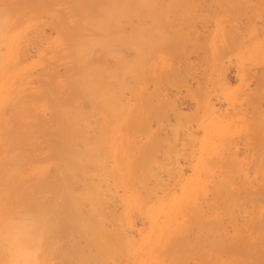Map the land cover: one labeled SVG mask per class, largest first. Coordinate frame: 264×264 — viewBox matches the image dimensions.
Segmentation results:
<instances>
[{"label":"rangeland","instance_id":"374dc122","mask_svg":"<svg viewBox=\"0 0 264 264\" xmlns=\"http://www.w3.org/2000/svg\"><path fill=\"white\" fill-rule=\"evenodd\" d=\"M13 1L14 0H12V1H10V0H7V1L6 0H0V5L2 4L1 6L3 7V4L4 3H7V5L10 4L12 6H16L14 4H18L22 0H15L16 3H12L11 4V2H13ZM49 1H51V2L50 3H47L46 6H48L50 4L51 8L53 7L52 9H54L53 11H51L52 9L51 10L49 9L50 6L48 7V10H46L47 9V8H45L46 6L44 8H40V9H44L46 12L48 11L47 14H43L44 10L42 12H40V10H39V12H37V10L35 12H33L32 10L29 12V10H28L26 12L27 13L29 12V15L26 12L25 13L22 12L23 13V16L25 14L28 15V18H27V16H25V18H26V19L24 18L25 20L24 19H21L23 21H21V20H19L20 22L19 21H17V22L14 21V23H13V20H11L8 23L9 27H7L8 28L7 32H8V35H10V38L9 37L7 39L6 38H3L2 44L0 42V44L2 45V46L0 45V47H1V52H0L1 55H0V58H2L1 60L4 62V63L3 62H0V112L3 109V106H5L8 98L10 97V93H11L10 91L11 90L15 89V91L13 90V95L14 96L12 95L15 99L19 98L20 95H22V94H25V93L27 94V92H25L27 90L29 92V95L28 96H31L33 93L31 95H30V93L37 91L39 88H41V89L42 88L43 89L45 88L47 90L48 87L46 88L45 85L48 86L49 83H51L50 84L51 86H53V85L55 86V84H56L55 81H57L59 79L58 81L59 82L61 81V83L56 84V86L57 85H60L57 88H59V90L62 89V91H63V89H65V87H63V86H66V89H67V90H65V92L62 93L61 90L59 91L57 89L59 91L58 92L55 89V87L54 88L52 87L53 89H55V91H57L59 93V95L66 93L65 95L68 96V99H69V96H70V99H71L70 100V102H71L70 104H72V103H74V104L75 103H78L76 105H79L80 104L78 107L81 109L80 110L81 112H83V109H85L84 110L85 112H89V110H90V111H92V114H95L94 113L95 111L93 109H91V106L92 105H90V103L89 104L87 103L88 101L83 96V94L80 92L81 95H79V92L77 91L78 89H75V88L72 89V87H71L70 88V91L72 92V95H73L72 96L70 94L71 92L68 90L69 87H68V85L66 83L67 82V78H68L67 77L68 76L67 72L68 73L72 72L70 70H72L73 67L75 66V65L74 66L72 65V64H74V58H73V55L71 53L69 54V51H70V49L68 47L69 46V41H67V38L65 40V36H63L64 34L61 32V30L59 29V27H56V25L58 26V24H56V23H58L59 20H61V19H63V18L66 17V20L69 19L68 20V23L69 24L66 23V25L68 24V27H70L69 26L70 23H71V25H73L72 23L77 19V17L75 18V14L76 13H71V12L72 11L75 12L74 11L75 9L72 7L70 0H66V1L65 0H60V1L59 0H49ZM156 1H157V3L159 2L163 8H161V6L158 3L157 5H159L160 10L159 9L157 10L156 8L153 9V10H151L152 12L154 10H156L155 12H157V13H155V12L152 13L151 12L152 14H154V13L157 14L156 17L158 16V14H160V17L158 16V18H160L161 20L160 21L157 20L156 22H158V23L157 24L155 23V25L157 26L158 24L163 23L162 20H164V19H162V15L161 14L162 13L163 14L164 13H167V15L164 14L163 16L164 17H167V20L169 18V20L170 21H173V22H168L167 20H165V22L167 24H164L163 23L164 25L162 24L161 25V28L163 30H164V28H166L165 29L166 32L164 31L165 33H170L171 31L169 30V28L170 29L172 28V32L171 33L176 34V32L179 29L176 31V29H174V27H176V28H178V27L179 28H182L183 27V29H180V32L181 33L178 31L181 35H179V37H178L177 35H173V34L170 33L171 35H173V37H172L169 34H165V37L167 38L166 40L169 39L167 42H166V40H164L165 39V37L163 36L164 34H161V33H160V35L164 39H161V36L159 35L160 38L158 40L161 39V41H163V42H161V41L159 42L158 40H156L158 38V32L156 34L157 35L156 36L157 38L156 37L154 38V35L156 33L154 30L152 31V32H154L153 37L150 34L147 35L148 38H150V40H152L153 42L154 41H155V43L156 42L157 43L159 42L158 43L159 44L158 49H157V46H155L156 48L154 46H153L154 48L152 47L154 49V50L151 49L152 52H153V54H152L151 50L147 49L148 47L146 48L147 49V52L144 53V55L145 54H149V55L152 54V55L150 57H147V59L145 57H144L145 59L143 58V61H145V63H142V60L140 59L141 60L140 61V64L141 65L144 64L143 66H145V67L147 66L145 68L147 71L144 70L143 66H140V64H139V68H138L137 71H139V70L141 71V69H142V71L141 72L139 71L137 77H139V74L142 75L141 77H139L137 80H136L137 77L134 78L137 75V71H136V75L133 74V77L132 76H129V75H126L128 78L126 76L125 77L127 79H129V81L127 80L128 83L129 84L131 83L132 86L131 85L127 86L128 83L126 84L125 83L126 81L121 82L119 79H118V81H120L121 83L118 82L117 79H115L116 82H113L112 81L113 82V85L115 83L117 84V82L119 83L118 85H120L119 86L120 88H118V85H116V84H115L116 85L115 86L116 88L113 86V88L115 90L114 92H116V95L115 96H117V98L114 97L115 100L116 99L119 100L120 96H121V98H120L119 101L122 100V102L116 101V102H118V104H116V102H115V105H118L119 106V107L116 106V108L118 107V110H119V113L118 112L116 113V116H118V117L115 118V116H112L114 118L111 119V117H109V115H108L107 112H105L102 109L101 110L98 109L97 110L98 113L99 112L100 113L101 112L102 113L105 112L103 114H105L106 120L108 118L107 121H109V120L110 121L109 122H106V120L104 119V115H102V113L100 114L102 116L99 117L100 115H98L97 118H96V114L93 115V117H92V114H91L87 118V121H86L87 124L89 122V124L87 126V128L89 127V130L86 129L87 130L86 131L87 135H89L91 137L92 136L93 137H96V136H98V135H100L102 133L105 134V137H103V136L101 137L103 139V140H101L102 143H103L104 140L106 141V142L104 141L105 142V146H104V143L102 145H100L101 144L100 143L99 146H101V147L97 148L98 150L100 149L99 150L100 152H98V150H97V153H98V155L100 157L101 156H105L106 157L108 155V157H106V159L104 157H103V160H102V158L101 159L99 158L100 160L98 161L97 165L94 166V167H96V166H98L100 164L101 167H102L103 165H106L105 166L106 168H104V166L102 168L100 167V165L98 166V167L101 168V171L98 170L101 173H99V172L96 173V170H95V173H94V170L92 171L93 168H91L92 167L91 165H90L91 170H89L90 169L89 166L87 168L85 167V170L87 169L86 170L87 173H89L88 170L91 172V174L89 173V176L88 177H90L91 175H93V176H91L92 179H93V181L95 180L94 174L95 175L96 174H99V176L97 175L99 177V179H101L100 177H102V176H105V177L107 175L109 176V178H108V176L106 177L108 180L106 178L104 179V180H106V182L104 180L103 181H104V184H109L110 183V186L111 187L109 185H106V187L108 186V188L111 189V192H110V190L107 191L106 189H108V188H106L105 186H103L104 185L102 183L103 181L100 183V185L103 186L101 189H103L105 187L106 192H104L105 190H100V189H97V191H99V190H100L99 192H102L103 191L104 197H106V195L109 194V193H111V195L109 194L110 195L109 196V200H108V195L105 198V199L108 200V202L106 201L107 204L105 203L106 204L105 205V204H102L103 202H105V201L102 202V200H105L104 197L102 196L101 193H97L98 196L101 195V196H99L101 202L100 201H99L100 203L98 202L99 204H97V207L96 208L98 210V207L101 205L100 207H102V208L99 207V210L98 211L99 212H100V210H103V211L101 213H98L97 210L96 211H97L98 214H100L102 216L105 215L104 218H107V219H109V217H108L109 215L107 213L108 212L111 213V211H108L106 213V210H108V209L109 210H112V212H113L112 216L113 215L116 216L114 213H116V214L118 213L119 214V212H120L121 215H119V217L120 216L121 217L124 216V217H122V219L120 220L121 221V224H120L119 223L120 221L118 222V221L115 220L116 217H118V215L115 217V219H114V216H113V220L111 218L112 216L110 215L111 217H110L109 220H112V222L108 221L107 219H106L105 222H102V220L104 218L101 219L102 216H100L101 218H99L98 217V214L95 213L96 211L94 212V215H96L101 220L102 223L101 222H99V223L101 224V227L102 228L105 225L108 226V227L105 226V228H107V230L110 229L109 226H113L112 224L114 222L116 223V224L114 223L115 225H117V222H118L117 227L115 225L113 227V228L116 227V230L117 229L118 230L117 231L114 230L115 233L114 234H111V235L116 236V239L119 238L120 236H122L124 239L122 237H120L119 240L118 239H117V241L114 240L115 237H113V236L111 237L109 231H108V234H106L107 231L104 228L105 230H103V231H105V232L101 231L102 232L101 233V236L104 239H106V238L107 239L108 238L110 239L111 238V243H113L112 244V247L110 245L111 244L110 242H108V245H109V247H111L110 248L111 249L110 254H112V252H113V254L110 257H108L110 254L107 255V258L104 257L105 260L102 261V259H103L102 257H101V260L99 259L100 257H97V259H95V256H97V255H95L96 253H93V252L96 250V246H95V249H92L94 251L93 252H90V250H91L90 248L94 247L95 244H92L93 242H90L89 236L86 237L85 234H83L85 236V238H84V236H83V238H81L80 235H82L81 234L82 232L79 234V231H80L79 227L77 228L79 230L76 231V233H75L76 227H75V230H72L74 228L71 227V228H68L69 230L67 229L65 231H62V233H65L66 232L68 234H65L66 237L64 236L63 239L62 238L59 239L58 240L59 242L58 243L56 242L57 244L54 243L56 245L53 244L54 245L53 246L54 251L56 249L59 251V249H60V252H63L65 250H69V251L73 252V254H72L73 258L70 259L71 261L68 259L70 264H84L86 261H83V259H81L82 257L84 258L83 255L80 256L81 254H84L85 255V258H86V256H90L91 257V255H93V256L95 255L94 258H92V261L95 260L96 263H97V261H102L101 264H170V263L172 264V263H174L173 261L175 259V257H173L174 253H178V256L176 255L177 256V260L175 259V261H178L179 264H181V263L182 264H253L254 263L253 258H255V263L254 264H261V263L264 262L263 261L264 260L263 259L264 258V255H263L264 254V242H263L264 235H262L263 232H264V230L261 229V228H259V227L262 224V228H264L263 227L264 222L261 223L263 217H262V219L260 217V214L264 213V208H262V206H261V207H259V209L258 208L256 209V207H257L256 205H258L262 201L264 202V200H263L264 199V197H263L264 194H261V192L260 193L258 192V194H260V195L256 194L257 192L254 193L255 194V197H253V198L255 200L257 199V201H258V202L255 201L256 203L254 201L251 202L250 200H252V199H250V200L246 199V195L245 194L249 195V196H247V198H249L251 194H252L251 196H254L253 192H255V190L253 191L252 189H254L255 186L258 184L256 186V191H259L257 189V187H259L260 183H261L260 189H262L263 188V185H264V183H262V182H264L263 181V178H264L263 177V175H264V170H263L264 169V163H262V161L264 162V160H263L264 159L263 158V156H264V146H263V144L264 143L262 142L263 139H264V134L262 133V132H264L263 131V128H264V125H263L264 124V122H263L264 121V110L262 111V109H261L262 106H263L262 108L264 109V104H263L264 103L263 102L264 100L262 101V99H264V97H262V96H264V94H263L264 93V87H263L264 86V78L263 77H260L259 78L260 81H259V79H257L259 77V75L260 76H262V75L264 76V0H258L259 2H257V0H250L251 2L249 0H247V1L245 0V3L246 4L244 3V0H242V2H243L242 5L240 4V3H242L241 0H239V1L238 0H235V1H233V0H230V1L227 0L228 3H227L226 0H224L226 2H223V0H196V1L195 0H188V1L187 0H185V1L184 0H176V1L175 0H169V1L166 0V4H165V2L162 3L165 0H160V1L155 0V2ZM191 1H193V2L191 4H188ZM100 2L98 3L99 5L97 4V6H99V7L100 6L101 7L105 6L102 2L101 3ZM181 2H182V4H181ZM184 2L186 3V8H185V5H184L185 4ZM234 2H236L237 5L234 4ZM260 2H261V5H259ZM68 3H70V4H68ZM151 3H152V0H151ZM194 3H195V5H194ZM249 3H250L251 6L249 5ZM101 4H103V6ZM154 4H156V3H152L151 5H154ZM167 4H168V6H167ZM180 4L182 5V8H181V5ZM151 5H149L150 8H153ZM177 5L180 6V7H178ZM229 5H231V6H229ZM238 5L241 6V7H240L239 10H236L238 8H235L234 6L239 7ZM243 5H245L246 7L245 6L244 7L247 8L248 10L247 9H244L243 8ZM97 6H94V8H96ZM166 6L168 8H166ZM191 6L194 9L191 10V8H190ZM228 6L229 7H232V8L234 7L235 9H232L231 8L232 9L231 10V9H229ZM248 6L250 7V9H249ZM101 7H100V9H101ZM155 7H157V6H155ZM150 8L148 7L147 9L150 10ZM178 8H180V9H178ZM188 8H190V9L188 10ZM67 9H68V11H66ZM69 9H70V11H69ZM142 9H141V11H139V13H142L143 12ZM177 9L180 12H178ZM253 9L254 10L256 9L255 10L256 12L255 11H252ZM60 10L62 12L65 11L64 14H62V12ZM96 10H97V12L99 11L98 10V7H97ZM161 10H163V11H161ZM164 10H165V12H164ZM183 10L184 11L185 10L187 11V12L185 11L186 14L182 13ZM199 10L203 11L204 13L203 12H200ZM243 10H244V12H243ZM57 11H59V12H57ZM174 11L175 12H178V15L181 16V19H183V20H181L178 17V15L175 16L177 13L173 14ZM190 11H192V12L190 13ZM233 11H235L234 13L236 14V16L233 13ZM246 11H248V14H247ZM196 12H200V13H196ZM147 13H146V16H144V17H142L141 14H140V16L142 17L141 20L139 19L140 16L137 17L140 21H138V20L136 21L135 20L136 18H135L134 20L137 23L134 22V24L135 23H136V25L141 24V21L144 22V20H145V22H146V20L148 22V18H150L149 15H152V14L149 13L147 15ZM170 13H172L174 16L173 15L170 16L169 15ZM179 13H181L182 15H185L183 17H186V19H188V20H186L185 18H182V15L179 14ZM205 13H207V14H205ZM241 13H243V14H241ZM244 13H246V14H244ZM40 14H41V16H40ZM67 14H68V16H67ZM143 14H145V13H143ZM189 14H191V15H189ZM250 14H251V16H249ZM56 15H58V16H56ZM63 15H66V16H63ZM245 15H246V17H249V20H247V18L245 17ZM34 16H36V17L39 16L40 18L39 17L36 18ZM53 16L55 18H53ZM200 16H201L202 19L200 18ZM203 16H205L207 19L206 18H203ZM240 16H242V17H240ZM58 17H60V18H58ZM151 17H153V16H151ZM172 18H175V19L172 20ZM223 18H224V21H223ZM203 19H204V21H203ZM243 19H245V21ZM55 20H56V22H55ZM151 20L153 21V19H151ZM151 20H149V21H151ZM179 20L181 22L183 21L185 23H188V22H191V23H188L189 24L188 25V24H185L183 22L181 23ZM193 21H194V23H193ZM145 22H144V24H145ZM123 23H125V25L123 24L125 26V28H127V27L129 28V26H127L128 25L127 24L128 22L126 23V22L123 21ZM152 24H154V22ZM172 24L173 25L175 24V25L172 26ZM191 24L193 26L195 25L194 26L195 29H194V27ZM230 24H231V26H230ZM233 24H235V25H233ZM149 25H150V23H149ZM149 25L146 24V26L144 25L143 28L147 27L146 30L148 31L152 27V25H151V27ZM181 25H183V26H181ZM124 26L122 27L123 30L125 29ZM141 26H142V24H141ZM159 26L160 25H158L157 26L158 28L157 27L156 28L159 29ZM166 26H168V28ZM234 26H236V27H234ZM25 27H27V28H25ZM149 27H150V29H149ZM35 28H37V29H35ZM56 28L58 29V31H57ZM143 28L142 27H139V30H140L139 33H142V31L144 30ZM188 28H189V30H188ZM228 28H230L231 30L230 29L228 30ZM237 28H239V29H237ZM21 29H22V31H21ZM27 29H29V30H27ZM153 29H155V28L153 27ZM162 29H159L157 31H160L161 32ZM190 29H191V31H190ZM193 29H194V31H193ZM146 30H144V32H145L144 34H147L148 32H151V31L146 32ZM181 30L184 31V32H182ZM83 31H84V29H83ZM125 31L126 30H124V32ZM173 31H175V32H173ZM189 31L191 33H189ZM87 32L90 33L89 31H85L84 34L87 35L88 34ZM127 34L128 33H126V35ZM193 34H195L194 37H192L193 39L190 38V39H188L190 41H188L186 38L188 36H191V35L193 36ZM169 36H170V38L172 40L170 38H168ZM176 36H177V38H176ZM182 36H184V37L187 36V37L186 38H183V41H181L182 44H181V46H179L180 44H178V43H181L180 40H182ZM173 39L177 42L176 43L174 41L175 42L174 43L175 46H173V43L171 44V41H173ZM184 39H186V40H184ZM196 39H198V41ZM202 39L205 40L206 42H204ZM68 40H69V38H68ZM220 40H221V42H220ZM237 40H238V42H237ZM192 41H193V43L194 42L195 43L193 44ZM196 41L199 42V44ZM232 41H236V42H233L232 43ZM248 41H250V42H248ZM227 42H229V45L231 47L230 49H232V47H233V49L231 51L228 50L229 49V46H228V43ZM169 43H170V45H169ZM203 43H205L204 46H203ZM234 43H236V44H234ZM262 43H263V45H261ZM59 45L61 46L62 49L59 47ZM192 45H193V47H192ZM207 45H208V47H207ZM123 46L120 45V46H118L119 48L118 47L117 48L115 47L116 50L118 51V53L115 52V53H117V59H116V57H113V59H112V57L111 58L109 57V56H112V55H107L106 57L99 55L100 57H98V55L96 54L97 58L93 55L94 56L93 60L94 59L96 61L98 60L97 61V63H98L99 62V59L98 58H100V62L103 61V59H104L103 63H105L106 60H107V62L105 64H108L110 62L109 65H112L115 62V64H113L112 67L108 65L109 68L108 67L107 68L110 69V68H113V66L116 67L117 62H118L117 61L118 60V57H120V55L118 56V54H121L122 55V53L119 52V49L123 48ZM176 46L177 47L179 46V48H177ZM183 46H185V47L183 48ZM194 46L195 47H198V48H195ZM234 46H235V48H234ZM141 47H143V46H141ZM166 47H171V48L168 49ZM187 47H189V49ZM59 48H60V51L58 50ZM115 48H114V50H115ZM202 48H207V49L209 48L208 49L209 51L206 49V52H207L206 53L205 50L202 49ZM218 48H219V50H218ZM56 49H57V51H56ZM123 49L126 50L127 52L124 51ZM123 49H122L123 52H124L123 55H125L124 57L128 60L127 57L129 56L128 54H130L129 52L131 50H127V47H126V49L125 48H123ZM177 49H180L181 51L180 50H177ZM185 49H187V50H185ZM191 49H193V50H191ZM17 50L19 51V54H18V51ZM122 50H120V51H122ZM155 50L158 53H156V52L154 53ZM67 51H68V54L67 53H64V52H67ZM185 51H187V53H185ZM218 51H220V52H218ZM56 52H57V55L58 56L55 54ZM133 52L134 51H132V53ZM150 52H151V54H150ZM181 52H182V54L184 53L183 54L184 56L181 54ZM176 53H178V55H176ZM202 53L203 54H206V55H203ZM219 53H220V55H219ZM207 54H208V56H207ZM126 55H128V56H126ZM130 55H132V54H130ZM153 55L155 57L154 59L152 58ZM175 55H176L177 58L174 57ZM114 56H116V54H114ZM204 56H205V58L203 59ZM101 57H103V59ZM132 57H134V56H132ZM163 57H165V58H163ZM201 57H202V59H201ZM67 58H68V60L70 59V62L67 60ZM181 58H183V59H181ZM184 58H185V60H184ZM214 58H216V59H214ZM114 59H116V60H114ZM176 59H177V61H176ZM19 60L21 61V63H20ZM7 61H9V62H7ZM6 62H7V64L10 63V64H12L14 66V70L13 71H11L9 73H6V65H7ZM99 64H102V63H99ZM170 64H171L172 67L170 66ZM188 64L192 66L191 69H190V66L188 67ZM51 65H53V66H51ZM105 66L106 65H101V67L103 69L106 68ZM71 67H72V69H71ZM148 67H149V69H148ZM162 68H164V69H162ZM66 69H67V71H66ZM171 69H173L175 72L172 71ZM51 70L52 71L55 70L56 73L55 72H52ZM45 71H46V73H45ZM145 72H146L147 75L145 74ZM48 73H50V74L48 75ZM260 73H262V74H260ZM66 74H67V76H65ZM143 75L146 76V77L148 76V77L146 78ZM151 75H154V76L157 75V79H156V77L154 78V76H151ZM162 75H165V76L163 77ZM53 76H55V79L53 78ZM176 76H178L179 78L177 77L176 80H175L174 77H176ZM16 77H17V79H16ZM23 77H24V79H23ZM149 77H151V79L154 78V80L152 81ZM165 77H167V78H165ZM25 78H26L27 81L25 80ZM53 79L55 81H53ZM139 79H141L142 82ZM161 79L164 80V81H162ZM168 79H169V82H168ZM256 79L258 80V82H257ZM28 80H29V82H28ZM112 80H114V79H112ZM123 80H126V79L124 78ZM170 80H171V82L172 81H174V82H172V84H171ZM19 81H20V83H18ZM147 81H148V83H147ZM164 82H166L167 84L164 83ZM122 83H125L124 84L125 85V88H123L124 86L121 87L122 86ZM261 87L263 89V93H262ZM33 88H34L35 91L32 90ZM52 88L49 89V90L50 91L51 90L53 91ZM145 88H147L148 90H146ZM7 89H9V90H7ZM22 89H23V91H22ZM144 89H145V92L147 91L146 94L144 92ZM156 90H157V92H156ZM66 91H68V92H66ZM119 92L120 93L123 92V93H121V95H120ZM154 92H155L156 95L154 94ZM253 93H255V94H253ZM117 94L120 95V96H118ZM59 95H57V93L55 95V93H54V96L57 99H58L57 96H59ZM249 96H251L253 98V100ZM4 97H5V99H4ZM41 97H42V99H41ZM47 97H46V94L44 93L43 96L40 95L38 98H36L35 99V102L37 101L36 104L33 107H30L28 109L26 108V110H25L26 113L24 112L25 119L27 118L30 121H32V119H33L34 120L33 121L34 124L35 123L36 124H40V125H44L45 124L44 126H47V127H50V128H54V127H56L58 125L57 123H58L59 120H57V118H55V112H54V110H52V109H54L52 107V105L51 106L47 105V102L48 101L51 102L50 101V97L48 95H47ZM80 97L82 99H80ZM43 98H44V100H43ZM63 98H64V96H63ZM65 98H66V96H65ZM146 98H147V100H146ZM39 99H41L43 102L40 101ZM45 99H47V100H45ZM83 99H85V101ZM141 100H142V102H141ZM166 100H167V102H166ZM4 101H5V103H4ZM159 101L160 102L162 101V102L160 103ZM138 102H140L141 105H139L140 103L138 104ZM148 102H150V103H148ZM144 103L145 104L148 103L147 106H149V107H147ZM153 103H154V105H153ZM159 103H160V105H159ZM164 103H165V105H164ZM43 104H45V105L42 106ZM149 104H152V105H149ZM161 104L164 105V106H162ZM252 105H253V107L255 105V107H254L255 109L252 107L254 110L251 109V106ZM256 105H259L258 108H257ZM41 106H42V109L43 110L38 109V108H41ZM150 106H152V107H150ZM78 107H76V108L78 109ZM86 107H88L89 109L86 108ZM120 108L123 109V110H121ZM29 109H31V110H29ZM34 109H36V110H34ZM86 109H88V110H86ZM134 109H135V111H134ZM146 109H147V111L149 110V112H147ZM153 109H155V110L153 111ZM258 109L261 110V113H260V111ZM32 110H34V111H32ZM38 110H41L42 112L41 111H38ZM140 110H141L142 113L143 112L145 113L144 116H143V114L140 113ZM142 110H144V111H142ZM97 111H96V113H97ZM250 111H252V112H250ZM256 111L258 112L259 116H261V117H259L257 115V112ZM153 112L154 113H158V114L160 113V114L159 115L158 114H154ZM90 113L91 112H89V114ZM136 113L138 115H136ZM147 113H148V116H147ZM39 114H40V116L42 115L43 117H40ZM139 114L142 115L143 118H141L142 116H140ZM151 114H153V115H151ZM163 114H164V116H163ZM51 115H53L52 118L50 117ZM129 115L130 116L132 115L131 116V119H130ZM38 116H39V118H38ZM254 116L255 117L258 116L259 119L256 118L257 121L255 119H252V117H254ZM132 117H135V119H133ZM137 117H139V118H137ZM23 118H24V116H23ZM41 118L43 120L39 121ZM44 119H46V120H44ZM103 119H104V121H103ZM115 119H116V122L119 121V124H118V122L115 123V125L117 124L116 126L113 123V122H115ZM138 119H140L141 123H143V124H141ZM165 119L167 120V122H166ZM28 120H25L27 124L29 122ZM54 120H55V122H54ZM44 121H45V123H43ZM111 121H113V122H111ZM144 121L145 122L147 121L146 124H145ZM39 122H41V123H39ZM78 122H80V121H78ZM123 122H124V125H123ZM47 123H49L50 126ZM50 123H52V124H50ZM54 123L57 124V125H55ZM90 123H92L91 126H90ZM126 123H127V125H125ZM254 123H256L255 124V127H253V124ZM30 124L31 125H29V124L27 125V129L28 130H30L29 128H33L32 125H34V124H32V122ZM129 124H131V125H129ZM147 124L149 125L148 126L149 129H148V127L147 128L145 127V126H147ZM165 124H166V126H165ZM94 125L96 127H94ZM98 125L101 126L102 127L101 130H104V131H99V133L98 132L96 133V131L100 130V127ZM143 125H144V127H143ZM28 126H30V127L28 128ZM104 126H106V127L103 129ZM258 126L261 127L262 130H261V128L259 129ZM35 127H34L35 128L34 130L36 131L37 135H34L36 133L33 130L32 131H28V133L26 132L27 135H29V136H27V139L24 141V143H27L28 141H31L32 138L33 139L35 138L36 140H39L40 139L39 137H37L39 135V132H37V131L42 126L39 127V125H38V129H37V126L36 125H35ZM142 127L145 129V131L141 129ZM94 128L95 129L96 128H99V129L95 130ZM125 128H127L128 131H127V129L125 130ZM91 129H92V132L96 136H94L92 134V132L90 131ZM132 129H133V131H131ZM137 129H138L139 132L137 131ZM146 129H148V130H146ZM157 129L159 130V132H158ZM251 129L255 130V132L253 130H251ZM134 130L137 131V132H135ZM110 131L113 132V133H111ZM89 132H91V134H89ZM106 132H107V134H106ZM117 132H118V134H117ZM151 132L153 133V137L151 135L152 134ZM110 133H111V136L109 135ZM259 133L262 134V137L263 138L260 136ZM121 134H122L123 137L121 136ZM247 134H248V136H247ZM32 135H34V136H32ZM114 135H115V137H114ZM158 135H160V136H158ZM106 136H108L107 139H106ZM156 136H157V138H156ZM165 136H166V138H164ZM30 137H31V140H30ZM160 137L161 138L163 137V139H161ZM154 138H155V140H154ZM244 138H246V139H250L251 138V139L249 141V140H246V139L244 140ZM259 138H260V140L258 141L257 139H259ZM35 139L32 140V141L37 142ZM166 139L169 140L170 143H172L171 144V147H170V143L168 141H164ZM96 140H98L97 137H96ZM147 140H149V141H147ZM146 141H147V143H146ZM151 141H154V143L151 142ZM1 142H2V139H1ZM79 142H80V140H79ZM120 142H122L123 144H121ZM132 142H134V145L135 146L134 145H130V143L133 144ZM259 142H260V144L257 146V143H259ZM37 143H39V141ZM75 143H77L76 145H78L77 146L78 149H80V147H81V149L83 148L82 147L83 145H81V142L78 143V140ZM107 143H108L109 146H106ZM254 143H256V144H254ZM0 144H1L0 146H2V143H0ZM82 144H83V142H82ZM146 144L148 146H150V148H148V152H147V154L150 155L149 157H151V155H154L155 157L153 156L152 158L153 159H156L158 161L161 160L163 166H162V164L158 163V161H157V163L160 164V166H161L159 168V165L156 163V160H155V163L157 165L155 163H153V161H151L153 159H151V158L150 159H147V157H146L147 155L145 153V150H142V149L145 148ZM39 145L41 146L42 144L39 143L37 145L39 147V148H37V150L39 149L38 151H41L40 153H38L39 154V157H38L39 159L38 158L35 159L34 160V163H32L33 162L32 161L31 162L32 165H31L30 162H27L25 164V168L26 169H30V168H27V167H31V166H32L31 168H33V165L34 166H37V163L43 164V165H45V167H47L48 164L51 165V166L52 165L57 166V168H55L53 166V169H52V168H50L51 166L49 167V165H48L47 169L45 168L44 173L46 175L48 173L49 174V177H50V176H52L51 175L52 172H53V175H54L56 173V171L58 169H60V164H59L60 162H57V160L59 161V158H57V156L55 154H52L53 153V150H51L50 146H48V145L46 146V144L43 143V145H45V147L42 145L43 146V147H41L42 150H43L42 151L40 149V146ZM253 145L254 146H257V147L252 148ZM102 146H104V148H102ZM129 146H130V148H129ZM138 146H139V148H138ZM148 146H146V148ZM155 146H157V148ZM165 146H166V148H165ZM168 147H169V149H168ZM258 147L260 148L259 150H257ZM49 148H50V151H49ZM136 148H137L138 151L140 149L139 152L142 155L143 161H144V162H142L143 165H142V163H139L138 162V157L139 156H137V153H138V155H140V154H139V152L136 151ZM161 148H163V149H161ZM249 148H251L250 151H248ZM101 149H103V150H101ZM109 149H110V152H108ZM149 149H151V150H149ZM156 149H157V152H159V153H157L155 151ZM254 149H256V150H254ZM228 150H230V153H228L229 152ZM48 151L51 152V153L49 154ZM115 151H116L118 157L115 156L116 155L115 154ZM146 151H147V149H146ZM231 151H232V153L233 152L234 153L236 152V153L233 154V155H231L232 154ZM251 151H252V153H251ZM257 151H260V152H257ZM44 152L46 154L48 153L47 154V157L45 156L46 154ZM118 152H119V154H118ZM214 152H216V154ZM42 153L45 154V155L43 154V157H42V158L45 157L44 159L40 158L42 156ZM122 153H123V155H122ZM257 153H258V157H257ZM262 153H263V155H262ZM228 155H231V156H228ZM259 155H261L262 157L261 156L259 157ZM51 156H52L53 159H51ZM131 156H132V159H129V158H131ZM134 156H136L137 160H136V158ZM114 157H116V158H114ZM127 157H128V159H127ZM144 157H146V159H144ZM213 157L215 158L214 159V162H211L210 159H213ZM231 157H234V159L231 160ZM235 157L237 159H239V160L241 159V161H238ZM47 158H49V160L51 159L52 162H51V160L49 161ZM107 158H109L110 160L107 159ZM117 158H118L119 161L117 160ZM45 159H47L48 161L47 160L45 161ZM133 159H134V161H133ZM252 159H253V161H252ZM257 159H258V161H257ZM36 160H38V161H36ZM42 160H44V161H42ZM146 160H147V162H148V160H150L153 164H149V163L147 164V162H145ZM227 160L230 161V162L229 163L226 162L227 164H225V163H222V164H225L226 165V169L229 172L226 169H224L225 166H223L220 163L222 161L225 162ZM242 160H243L244 163L242 162ZM101 161L103 162V164L101 163ZM120 162H121L122 170H120V168H121L120 167ZM131 162L132 163L135 162L134 163L135 165H133ZM238 162H241V163H238ZM257 162L261 165L260 167L258 166L259 164ZM136 163H137V166H136ZM144 163L147 164V165H151L150 168L153 167L152 169H154V170H151L149 168V166H147V165L145 167V164ZM29 164H30V166H29ZM130 164L132 165V166H130L131 170H129L130 169L129 168V165ZM194 164H196L195 165L196 167L194 166ZM206 164H208V165H206ZM242 164H245V165H243L244 166L243 169L240 170L239 168H242ZM138 165H142L143 170L145 169V171L142 172L143 170H141V166H138ZM155 165H156V167H155ZM221 165H222V167H223L224 170L220 167ZM134 166H136V167H135V169L133 171L132 169H133ZM205 167L208 168V169H205ZM210 167H211V169H210ZM147 168H149V169H147ZM50 169H51V171H50ZM139 169H140V171L143 174H145L146 169H147V172H146L147 175L146 176H148V170H151V172L152 171H156L158 173V175L155 176L153 174V172H152L153 177H152V175H150V177H148L149 178L148 181L147 180L144 181V179H145V178H143L144 176H141L140 175L142 173L141 172H138L137 173V171ZM202 169L203 170L205 169V171H203ZM209 169H210V172H209ZM220 169H221L222 173H221ZM54 170H55V172H54ZM102 170L106 171L107 172V175L105 174L106 172H103L104 175H102L103 174L102 173ZM124 170H125V172H124ZM199 170H200V172H199ZM225 170L227 171L226 173H228V176L226 175V173H224ZM49 171L51 173H49ZM119 172H121V173H119ZM123 172H124V175L121 176V174ZM156 172H155V174H157ZM206 172H209L208 175H209L210 178L207 177ZM241 172H243V173L245 172V175L247 174L246 175L247 177L244 174H242ZM259 172H261L262 174H260ZM127 173H129L130 176ZM199 173L201 175H199ZM202 173H204V174H202ZM217 174H219L220 176H218ZM87 175H85V173H84L82 175V177L83 178L84 177L88 178ZM225 175H226V177H225ZM241 175H242V177H239ZM126 176H127V178H126ZM128 176H129V180H130V178H132L131 179V182H129V184H127V182H126V181H128ZM134 176H139L140 178L142 177L143 178V181L141 180L139 182L140 183L141 182H144V183L146 182V184L148 183V188L149 189L147 188V190H150L151 191V192H149V196H148L149 199L146 200L148 198L146 196L147 197L145 199L146 200L145 201L146 203H144V204H143L144 201L141 200V201H143V202H141L139 199L140 198L141 199L144 198V195H143V197L140 196V195L142 194V192L147 191V190H145V188H146L145 186L146 185L144 183L139 184V182L137 183V181L135 183V179L137 177H134ZM216 176H218L221 181L219 179H218L219 181L216 180L218 178ZM222 176H224V178ZM235 176L237 178L238 177L239 178H243L244 177V180L245 181L247 180L249 187H247V182L244 183L245 181L244 180H241L239 178H238L239 181L236 183L237 178ZM91 177H90V179H91ZM199 177L202 178V179H200ZM211 177L214 178V179L211 180ZM120 178H121V180H120ZM140 178H138V180H140ZM79 179H80V181H79ZM79 179H77L78 182L75 181V180H73L74 182L71 181V184L70 185L73 188L82 186L81 187L82 189L80 187L79 188L81 190H83V188L85 187V185L84 186L81 185L80 184L82 182L81 181V178L79 177ZM96 179H97L96 181L99 180L98 178H96ZM122 179L124 180V182H123ZM85 180L86 181H83L82 184L84 182H87L89 180V178H88V180L87 179H85ZM199 180H200V184L198 183ZM215 180L217 182H215ZM248 180L250 181V184H249V181ZM257 180L258 181H262V182L257 183L258 182ZM89 181H90L89 183H93V184L96 183V181H94V182H91L92 180H89ZM115 181H116V183H115ZM255 181H256V185H255ZM111 182H113V183H111ZM240 182L242 184L243 183L246 184L244 186V187H246L245 189H247V188L250 189L251 188V190H248V191H250L252 193L249 194V192L247 190H245V192H243L244 195L243 194H239V192L242 193V191H243L242 188L240 187V185H241ZM124 183L127 184V186L128 185H130V186H128V187L126 186L127 188L125 189V184ZM223 183L224 184L227 183V184L224 185ZM113 184H116V185L113 186ZM142 184H144V186ZM213 184H214V186H213ZM234 184H236V185H234ZM95 185L97 186L98 183L95 184ZM131 185H133V186H131ZM136 185H137V187H136ZM220 185H221V188L224 185L225 189H227L226 186L228 185V192L230 193V196H231V194H236L238 192L237 194H239V196L241 198L240 197H239L240 199L237 198V197L235 198L232 195L231 196L232 197L231 200H232V202H236L238 204V206H240L239 204H241V207L242 208L241 207H238V206H235L234 207L233 206L234 203L233 204L231 203L230 206H228V204L230 203V201H228V200H230L231 197L229 196V194H227V196L230 197L229 199H228L227 196H225L226 195L225 192H227V191L225 189H223L224 187L222 189L218 190ZM198 186H199V188H198ZM97 187H99V185ZM130 187L133 190H131ZM236 187H238L240 190L237 189ZM212 188L214 190H212ZM229 188L230 189H234V190L237 189V192L235 191L236 193H232V192H230V189ZM198 189H200V190L202 189L201 192H200V190L198 191ZM77 190H79V189L77 188ZM234 190H231V191H234ZM44 191H47V190H44ZM48 191H47V193H48ZM136 191H138V192L136 193ZM190 191H192L191 194H193V195L190 194ZM193 191H195V192H193ZM212 191H215V192L213 193ZM218 191L221 192V195H219V192ZM223 192H224V196L225 197L222 196V193ZM139 193H141V194H139ZM212 193L215 194V195H213ZM237 194H236V196H238ZM5 195L8 196L7 194H5ZM136 195H137L138 198L136 197ZM146 195H148V194H146ZM212 195L214 197L216 196L217 200L214 199V197ZM256 195L258 196L257 198H256ZM132 196L134 198H132ZM219 196H221V198L224 197L226 199H224V198L221 199L220 198L221 200L218 201V197ZM243 196H245V197H243ZM101 197L103 198L102 200H101ZM134 199L137 202H134L133 201ZM194 199H195L196 202L198 201V203H199L198 205L200 207H198L196 205L197 204L196 202H194V204H193ZM234 199H235V201H234ZM236 200L237 201L239 200L238 201L239 203ZM246 200H248V201H246ZM240 201L244 202V204H243V205H245L244 207H243V205H242V203ZM220 202H222V203H220ZM226 202H228L227 205H226ZM248 202H250V205H249ZM263 202H262V204H263ZM7 203H8V201H7ZM188 203H189V205H188ZM217 203H220L219 205H221L222 208H220V207L218 208L219 205ZM86 204H88V203L85 202V204H84L85 207H89V205L86 206ZM182 204H183V208H182ZM254 204H256V205H254ZM262 204L260 203L259 205H262ZM104 205H105V207L107 206V208L108 207H110V208H108V209L106 208L105 209L104 208ZM195 205L198 208L195 207ZM209 205L211 206L210 208H208ZM252 205H253V207H252ZM231 206H232V208H230ZM0 207H1V203H0ZM96 208L94 207V209H96ZM177 208H178V210H177ZM189 208L190 209L191 208H195V209L190 210ZM199 208H202V209H199ZM229 208H230V210H229ZM254 208H255L256 211L255 210L253 211ZM198 209L203 214H200V212L198 211ZM214 209H216V210H214ZM218 209H221L222 211H220ZM223 209L225 211H223ZM243 209L245 210V212H244ZM130 210H132V211H130ZM181 210H183V211H181ZM232 210H233L234 213L235 212H237V213L234 214L232 212ZM0 211H1V209H0ZM84 211L85 212L87 211L86 208H85ZM171 211L173 212V214L175 213L174 216H176V217L173 218V214L172 215L170 214L171 215V217H170L169 213H171ZM180 211H181V213H179ZM215 211H217V212L215 213ZM238 211H239V213H238ZM195 212H197L198 214H196ZM220 212H222L223 214L220 213ZM253 212H254V215L255 216L252 215ZM255 212H257V213L255 214ZM205 213H207V215ZM219 213H220L221 217H220ZM178 214H179V216H177ZM199 214H200V216H201L200 218L202 220L199 219V217H198ZM226 214H227V216H226ZM249 214L252 217H250ZM214 215L216 216L215 218H214ZM244 215H245V218L242 217ZM166 216H168V217H166ZM204 216H205V218L208 216L207 217L208 219L207 218L205 219ZM94 217L95 216H93V218ZM97 217H95V219H97ZM119 217L117 218V220H119ZM202 217L205 220H207V221L208 220H211L212 217L215 219L216 222L217 221L218 222L221 221V223H222L221 226H224V227H222L223 230H225V229L227 230V231L226 230L225 231L222 230V232H224V233L220 232L221 234H225L224 236H226V235L227 236H233L236 233L239 234V235L240 234L245 235L247 232H250V234L252 233L251 234L252 236H250L249 233H248V235L250 237V242H251V240L253 241V244L251 243V246H250L251 250H250V248L248 246L249 242L248 243L245 242V245H243L244 243H242V242H231V244L233 243V245H231V246H233L232 248H234V247L235 248L232 249L231 246H229L230 248H228V246L226 245L227 246L226 249L228 251H230V250H236L237 251V248L238 247L240 248L241 251H238L237 253H234L233 255L231 253H225L227 250H225V252L220 251V252H217V254H215L213 250H210L212 248L210 246V244H207V246L205 244V250H204V247H203V250H202L203 253L200 254V257L199 256L197 257L196 256V253L194 254V252H192V249L193 248H188L187 250L184 249L185 250L184 252H187V253L186 254H183V255H187V259L184 256V258L186 260L185 259L183 260V259H181L179 257L180 255H182L179 252L180 246L179 245H176V244H173V246H171L173 248H171V249H172V251L175 250V252L174 251H173V253H172V251H171V253L168 252L169 251V248H168V250H166L167 253H168V257H169V253H170V256L172 254V257L173 258L170 257V258H172V260L171 259H169V260L168 259H165L167 257V253H164V254H166V257H165L163 253H160V251H162V250L165 251V249L167 247H169L167 245L168 242H166V241L169 239V237H171L173 235L174 229L175 230L176 229H181V230L183 229L182 230L183 232H181L182 234H185V232H186L187 233L186 234L187 236L188 235L189 236L190 235L193 236L194 234H192V232H194V231L197 232V229L194 226L195 225L194 223L192 225V222H193L194 219H198V221H202L203 222L204 219ZM209 217H210V219H209ZM225 217H226V220L223 223L222 221H224V218ZM234 217H235V220H238V221H235L234 219H232ZM253 217H255L254 218V221H253ZM166 218L167 219L169 218V219L167 220ZM242 218L244 219V221H242L243 220ZM250 218H251V220H250ZM170 219H171V221H170ZM178 219H179V221H177ZM214 219L211 220L213 222H209L208 221V224L209 223H212L214 225V223H215V225H217L218 228H219L220 227L219 226V223L217 222L218 223L217 224L216 222H214ZM227 219H230V220L228 221ZM97 221H99V220L97 219ZM126 221H127V223H125ZM258 221L260 222V226L257 225V224H259V223H257ZM174 222H176L175 223L176 225L174 224ZM229 222H230V224H229ZM249 222L253 223V226H254L253 228H251L250 226H248V225H252V224H248ZM188 223L191 224L192 227ZM205 223H207V222H205ZM237 224H238V226H237ZM246 224H248L247 227H246ZM168 225H170L169 226L170 228L168 227ZM241 225H242V227H241ZM255 225L256 226H259V227H255ZM118 226L119 227L120 226L122 227V228L120 227V230L123 229L122 230L123 232L120 231V232H122L121 235H120V232H119V234H117V232L119 231ZM184 226H186V227H184ZM234 226H237V227H234ZM192 228H194V231L192 230ZM250 228H251V231H254V232L249 231ZM256 228H258V230H256ZM165 229H167V230L164 231ZM188 229H190V230H188ZM240 229L241 230L244 229L245 230V233L243 231H240ZM218 230H216V234H214V236L216 235L215 237L217 239H218V237H217L218 234L217 233H219ZM68 231L70 233H71V231L74 232V233H71V235H70V233ZM110 231H111V233L114 232L113 229L110 230ZM187 231H189L190 233L187 232ZM256 231H258V232H256ZM159 233H160V235H159ZM220 233H219V237L221 235ZM77 234H79V236ZM67 235H68V238H67ZM86 235H88V234H86ZM210 235H212V233ZM257 235H259L260 237L262 236L260 242H254V240L256 239V236ZM61 236H63V235L61 234ZM71 236L73 238H75V239L72 238V241L73 242L72 241L70 242ZM157 236H159L160 239L157 238ZM214 236L212 238H214ZM59 238H60V236H59ZM112 238H113V240H112ZM85 239L87 240V242L89 244L86 242ZM122 239L125 240V241L124 242L121 241ZM62 240L63 241H67V242H63ZM82 240L85 241V242H82ZM161 240H163V241H161ZM74 241H77V242H74ZM154 241H157V242H154ZM205 241L206 240H204V242ZM222 241H223L222 243H224V244H222L221 247H219L220 245H218V247H217L218 249L225 248V242H224V240H222ZM161 242H163V244ZM206 242H208V240ZM216 242H218V241H216ZM90 243L92 244V246L90 245ZM72 244H76V250L75 251L77 252V250H78L79 256H78V252L77 253L74 252V248H75L74 246L75 245L72 246ZM159 244H161L162 247L159 246ZM88 245H89V248H88ZM238 245H241V246H238ZM202 246H204V245H202ZM216 246H217V244L215 245V248H216ZM244 246H246V247H244ZM158 247L161 248V249L159 248L160 251L156 249ZM239 248H238V250H239ZM112 249H115V251H113ZM153 249L154 250L156 249V250L154 251ZM243 249H245V252H244ZM258 249H259V252L257 253ZM193 250L196 251L195 249H193ZM58 251H56L53 254H51L50 257L52 259H49V260H51V262L48 261V260H45L44 261L41 258V264H49L48 262H50V264H68V260H67L68 257H66V256H68V254H66V256H65V254L63 252V254L65 256L64 257L63 254L60 253V252H58ZM152 251H153V253H152ZM262 251H263V253H262ZM67 252H65V253H67ZM247 252H250L251 255H250V253H247ZM206 253H207V255H206L207 257L206 258H204V256L203 257L201 256V255H204ZM197 255H198V252H197ZM70 256H71V254H70ZM70 256H69V258H71ZM153 256H154V258H153ZM256 257H257V260H256ZM65 258H66V260H65ZM79 258L82 261L81 263L79 262ZM201 258H202V260H204V262L202 261L200 263L201 260H199V259H201ZM205 259H206V262H205ZM163 260H165V261H163ZM0 261H5V260L3 258H1ZM46 261H48V262H46ZM180 261H182V262H180ZM92 263L95 264L94 261ZM176 263L177 262H175V264Z\"/></svg>","mask_w":264,"mask_h":264},{"label":"bare ground","instance_id":"6f19581e","mask_svg":"<svg viewBox=\"0 0 264 264\" xmlns=\"http://www.w3.org/2000/svg\"><path fill=\"white\" fill-rule=\"evenodd\" d=\"M7 1V0H6ZM10 1H12V0H10ZM15 1V0H14ZM11 2V4L12 3H16V1L15 2ZM46 1V2H45ZM22 0L20 3H18V4H14V5H16V6H12V5H10V4H8L7 5V3H4L3 4V7L0 5V42H1V44H2V40H3V38H10V35H8V32H7V30H8V28L7 27H9V25H8V23H9V21H11V20H13V23H14V21L15 22H17V21H19V20H21V19H24L25 18V16H27V18H28V15H29V12L32 10L33 12H35L36 10H37V12H39V10H40V12H42L44 9H40V8H44L46 5H47V3H50L51 1H49V0ZM60 1V0H59ZM66 1V0H65ZM71 1V5H72V7L75 9L74 11L75 12H73L72 10V12L71 13H76L75 14V18L77 17V19L72 23L73 25H71V23H70V27H68V20H66V17L65 18H63V19H61V20H59V22L58 23H56V24H58V26L56 25V27H59V29L61 30V32L64 34L63 36H65V40H66V38H67V41H69V49H70V51H69V54L71 53L72 55H73V58H74V64H72L73 66V69H72V67H71V69L72 70H70V71H72V72H70V73H68L67 72V74H68V76H67V74L65 75V76H67L68 78H67V85H68V87H69V91H70V88L72 87V89H78L77 91L79 92V95H81L80 94V92L83 94V96L86 98V100L88 101L87 103L89 104L90 103V105H92L91 106V109H93L95 112V114H96V118H97V116L98 115H100L101 113L99 112L98 113V109L99 110H104L105 112H107L108 113V115H109V117H111V119L112 118H114V117H112V116H115V118L116 117H118V116H116V113L118 112L119 113V110H118V105H115V102L116 101H119L120 100V98H121V93H123V92H119L120 93V95H118V96H120V98H119V100L118 99H116L115 100V98L114 97H116L117 98V96H115L116 95V92H114L115 90H114V88H113V86L115 87L116 85H118L119 83L118 82H123V81H126L125 83L127 84L128 83V81H129V79H127L128 77L126 76V75H129V76H132L133 77V74H135L136 75V71L138 70V68H139V64H140V61L142 60V63H145V61H143V58L145 57L146 59H147V57H150L152 54H153V52H152V50H154L153 48L155 47V46H157V49H158V46H159V42L161 41V39H164V38H162V36L160 35V33L161 34H164L163 36L165 37V34H169V35H171V34H173V33H171L172 32V28L170 29L169 28V30L171 31H169L170 33H165L166 31H165V29L166 28H164L163 26V28H164V30L161 28V25L164 23V24H167L166 22H165V20H167V17H164L163 15L164 14H166L167 15V13H162L161 15H162V19H164V20H162V22L163 23H161V24H158V25H160L159 26V29H162L161 30V32L160 31H157V30H159V29H157L158 27V25L156 26L155 25V23L157 24L158 22H156L157 20L158 21H160L161 19L160 18H158V16L160 17V14H158V16L156 17V15L157 14H155V13H157V12H155L156 10H154L153 12H155L154 14H152L153 12L151 11V10H153V9H159L160 10V7H159V5L161 6V4L159 3V5H157L158 3H157V1L155 2V0H152V3H156V4H154V5H151L152 3H151V0H70ZM102 2L105 6H103V4H101L103 7H101V9H100V7L99 6H97V4L99 3V2ZM158 1H160V0H158ZM169 1V0H168ZM176 1V0H175ZM185 1V0H184ZM188 1V0H187ZM196 1V0H195ZM227 1V0H226ZM226 1H224L223 0V2H226ZM230 1V0H229ZM233 1H235V0H233ZM239 1V0H238ZM247 1V0H246ZM250 1V0H249ZM2 2V1H1ZM19 2V1H18ZM58 2V1H57ZM56 2V3H57ZM100 2V3H101ZM165 2V4H166V0L165 1H163L162 3H164ZM183 2V1H182ZM182 2H181V4H182ZM193 1H191L190 3H188V4H191ZM237 2V1H236ZM236 2H234V4H236L237 5V3ZM241 2H242V0H241ZM251 2V1H250ZM257 2H259L258 0H257ZM10 3V2H9ZM185 3V2H184ZM196 3V2H195ZM195 3H194V5H195ZM227 3H228V1H227ZM240 3V2H239ZM244 3H245V0H244ZM52 4V3H51ZM68 4H70V3H68ZM180 4V5H181ZM241 5L243 4V2L242 3H240ZM246 4V3H245ZM259 4V3H258ZM5 5V6H4ZM18 5V6H17ZM53 5V4H52ZM99 5V4H98ZM149 5H151L153 8H150V6ZM163 5V4H162ZM185 5V8H186V3L184 4ZM183 5V6H184ZM227 5V4H226ZM249 5H250V3H249ZM259 5H261V2H260V4ZM50 6V4L48 5V6H46L45 8H47L46 10H48V7ZM94 6H97L98 7V12H97V7L96 8H94ZM155 6H157V7H155ZM167 6H168V4H167ZM166 6V8H168ZM170 6V5H169ZM178 6V5H177ZM229 6H231V5H229ZM228 6V7H229ZM239 6V5H238ZM245 5H243V8L244 9H247V8H245L244 7ZM251 6V5H250ZM150 8V10L149 9H147V8ZM165 7V6H164ZM178 7H180V6H178ZM235 8H238V9H236V10H239L240 9V7L241 6H239V7H236V6H234ZM232 8V7H229V9H235V8ZM249 7V6H248ZM258 7V6H257ZM53 8V7H52ZM51 8V6H50V10L52 9ZM143 8V9H142ZM161 8H163L162 6H161ZM165 8V9H166ZM181 8H182V5H181ZM191 8V10L192 9H194V8H192V6L190 7ZM190 8H188V10L190 9ZM58 9V8H57ZM141 9L143 10V12L142 13H139V11H141ZM172 9V8H171ZM178 9H180V8H178ZM177 9V10H178ZM228 9V10H229ZM231 9V10H232ZM249 9H250V7H249ZM259 9V8H258ZM29 10V12L27 13L26 11H28ZM54 9H52L51 11H53ZM63 10V9H62ZM96 10V11H95ZM176 10V11H177ZM187 10V9H186ZM185 10V11H186ZM248 10V9H247ZM256 10V9H255ZM254 9L252 10V11H255ZM61 11V10H60ZM66 11H68V9L66 10ZM69 11H70V9H69ZM150 11V12H149ZM161 11H163V10H161ZM185 11L183 10L182 11V13H184V14H186L185 13ZM194 11V10H193ZM200 12H203V11H201V10H199ZM251 11V10H250ZM249 11V12H250ZM22 12H26L28 15H24L23 16V13ZM45 12V13H44ZM44 12H43V14H47L48 13V11L46 12L45 10H44ZM57 12H59V11H57ZM62 12V11H61ZM64 12L65 11H63L62 12V14H64ZM148 12V13H147ZM152 12V13H151ZM164 12H165V10H164ZM178 12H180L179 10H178ZM178 12H175L174 11V13L173 14H175V13H177L175 16H177L178 15ZM187 12V11H186ZM192 11H190V13H191ZM200 12H196V13H200ZM231 12V11H230ZM235 11H233V13H234ZM239 12V11H238ZM242 12V11H241ZM243 12H244V10H243ZM247 12V14H248V11H246ZM256 12V11H255ZM68 13V12H67ZM70 13V14H71ZM143 13H145V14H143ZM146 13H147V15L149 14V13H151L152 15H149L150 16V18H148V22H147V20H146V22H145V20H144V22H145V24H144V22L143 21H141V24H142V26H141V24H138V25H136V21L138 20V21H140L141 20V18L142 17H144V16H146ZM172 13H170L169 15L170 16H172L173 14ZM204 13V12H203ZM237 13V12H236ZM38 14V13H37ZM36 14V15H37ZM69 14V15H70ZM140 14H141V16H140ZM143 14V15H142ZM179 14H181V13H179ZM205 14H207V13H205ZM235 14V13H234ZM241 14H243V13H241ZM244 14H246V13H244ZM54 15V14H53ZM182 15V14H181ZM189 15H191V14H189ZM196 15V14H195ZM199 15V14H198ZM40 16H41V14H40ZM47 16V15H46ZM56 16H58V15H56ZM63 16H66V15H63ZM67 16H68V14H67ZM140 16V20L137 18V17H139ZM151 16H153V17H151ZM174 16V15H173ZM183 16H185V15H182V18H185L186 19V17H183ZM208 16V15H207ZM235 16H236V14H235ZM249 16H251V14L249 15ZM23 17V18H22ZM34 17H36V16H34ZM33 17V18H34ZM39 16H37L36 18H38ZM70 17V16H69ZM156 17V18H155ZM164 17V18H163ZM178 17L181 19V16H179L178 15ZM188 17V16H187ZM209 17V16H208ZM212 17V16H211ZM240 17H242V16H240ZM245 17H246V15H245ZM253 17V16H252ZM251 17V18H252ZM35 18V19H36ZM40 18V17H39ZM53 18H55L54 16H53ZM57 18V17H56ZM58 18H60V17H58ZM68 18V17H67ZM74 18V17H73ZM136 18V19H135ZM166 18V19H165ZM200 18H201V16H200ZM203 18H206L205 16H203ZM237 18V17H236ZM247 18V20H249V17H246ZM26 19V18H25ZM24 19V20H25ZM136 21H135V20ZM151 19H153V21L151 20ZM173 19H175V18H172V20ZM193 19V18H192ZM196 19V18H195ZM194 19V20H195ZM202 19V18H201ZM207 19V18H206ZM34 20V19H33ZM149 20H151V21H149ZM155 20V21H154ZM178 20V19H177ZM176 20V21H177ZM181 20H183V19H181ZM186 20H188V19H186ZM237 20V19H236ZM244 21H245V19H243ZM21 21H23V20H21ZM29 21V20H28ZM71 21V20H70ZM123 21L124 22H128L126 25L127 26H129V28L127 27V28H125V23H123ZM168 22H173V21H170L169 20V18H168V20H167ZM180 21V20H179ZM202 21V20H201ZM203 21H204V19H203ZM223 21H224V18H223ZM20 22V21H19ZM52 22V21H51ZM55 22H56V20H55ZM76 22V23H75ZM134 22H136L135 24H134ZM154 22V24H152ZM181 22V21H180ZM179 22V23H180ZM183 22V21H182ZM181 22V23H182ZM247 22V21H246ZM249 22V21H248ZM32 23V22H31ZM66 23H68L67 25H66ZM140 23V22H139ZM149 23H150V25H149ZM183 23H185V22H183ZM188 23H191V22H188ZM188 23H185V24H188ZM193 23H194V21H193ZM197 23V22H196ZM200 23V22H199ZM18 24V23H17ZM20 24V23H19ZM22 24V23H21ZM30 24V23H29ZM124 24V25H123ZM146 24H148L150 27H151V25H152V27H151V29H150V27H149V29L150 30H148V31H151V32H148L147 30H146V28L147 27H145V28H143L144 27V25L146 26ZM163 24V25H164ZM178 24V23H177ZM176 24V25H177ZM184 24V25H185ZM37 25V24H36ZM35 25V26H36ZM40 25V24H39ZM155 25V26H154ZM175 25V24H174ZM173 24H172V26H174ZM189 25V24H188ZM192 25V24H191ZM233 25H235V24H233ZM232 25V26H233ZM28 26V25H27ZM32 26V25H31ZM55 26V25H54ZM124 26V30H126L125 32L126 33H128L127 35H126V33L124 32V30H123V27ZM181 26H183V25H181ZM193 26V25H192ZM195 26V25H194ZM193 26V27H194ZM230 26H231V24H230ZM139 27H142L144 30H146V32H148L147 34H144L145 32H144V30L142 31V33H139L140 32V30H139ZM153 27L155 28V29H153ZM157 27V28H156ZM167 28H168V26H166ZM171 27V26H170ZM185 27V26H184ZM192 27V28H193ZM234 27H236V26H234ZM25 28H27V27H25ZM33 28V27H32ZM190 28V27H189ZM189 28H188V30H189ZM35 29H37V28H35ZM57 29V28H56ZM83 29H84V31H83ZM174 29H176V31L178 30L179 32H180V29H183V27L182 28H176V27H174ZM173 29V30H174ZM194 29H195V27H194ZM194 29H193V31H194ZM230 28H228V30H229ZM237 29H239V28H237ZM27 30H29V29H27ZM128 30V31H127ZM155 31L156 33H155V35H154V32H152V31ZM185 30V29H184ZM231 30V29H230ZM21 31H22V29H21ZM57 31H58V29H57ZM85 31H89L90 33H86L87 35H85L84 33H85ZM165 31V32H164ZM167 31V32H168ZM177 31V32H178ZM182 31V30H181ZM190 31H191V29H190ZM189 31V33H191ZM196 31V30H195ZM13 32V31H12ZM11 32V33H12ZM157 32H158V38L156 37L157 35ZM163 32V33H162ZM173 32H175V31H173ZM176 32V34H173V35H177L178 37H179V35H181L179 32L177 33ZM182 32H184V31H182ZM219 32V31H218ZM61 33V34H62ZM196 33V32H195ZM142 34V35H141ZM152 35V37H153V35H154V38L156 37L157 39L156 40H158L159 38H160V36H161V39L160 40H158L159 42L157 43H155V41L153 42L152 40H150V38H148V36L147 35ZM185 34V33H184ZM160 35V36H159ZM173 35H171L172 37H173ZM188 35V34H187ZM194 35L195 34H193V36L191 35V36H186V37H184V36H182V40H180V42L181 41H183V38H186L187 40L188 39H190V38H192V37H194ZM237 35V34H236ZM19 36V35H18ZM59 36V35H58ZM167 36V35H166ZM177 36H176V38H177ZM197 36V35H196ZM68 38H69V40H68ZM168 38H170V36L168 37ZM223 38V37H222ZM5 39V40H6ZM64 39V38H63ZM167 38L165 37V39L164 40H166ZM171 39V38H170ZM175 39V38H174ZM173 39V41H171V44L173 43V46H175V40ZM181 39V38H180ZM186 39H184V40H186ZM193 39V38H192ZM191 39V40H192ZM209 39V38H208ZM252 39V38H251ZM58 40V39H57ZM169 40V39H168ZM168 40H166V42L168 41ZM172 40V39H171ZM179 40V39H178ZM197 41H198V39H196ZM203 40V39H202ZM201 40V41H202ZM175 41V42H174ZM188 41H190V40H188ZM194 41V40H193ZM193 41H192V43H193ZM196 41V42H197ZM204 42H206L205 40H203ZM252 41V40H251ZM161 42H163V41H161ZM170 42V41H169ZM220 42H221V40H220ZM219 42V43H220ZM233 42H236V41H232V43ZM237 42H238V40H237ZM248 42H250V41H248ZM154 43V44H153ZM177 43V42H176ZM187 43V42H186ZM191 43V42H190ZM191 43V44H192ZM195 43V42H194ZM193 43V44H194ZM198 44H199V42H197ZM228 43V46H229V49L228 50H232L233 49V47H232V49H230L231 47H230V45H229V42H227ZM0 44V45H1ZM161 44V43H160ZM178 44H180L179 46H181V44H182V42L181 43H178ZM201 44V43H200ZM204 44L205 43H203V46H204ZM231 44V43H230ZM234 44H236V43H234ZM56 45V44H55ZM123 46V48H125L126 49V47H127V50H131L129 53L130 54H132V55H130V54H128V55H126V56H128L127 58H128V60L124 57L125 55H123V48H121V49H119V52L120 53H122V55L121 54H118V56L120 55V57H118V62H117V65H116V67H114L113 66V68H110V69H108L109 67H108V65H109V63L108 64H105L106 62H107V60H106V62L105 63H103V61H104V59H103V57H101L102 59H103V61H101L100 62V58H98L99 59V62L97 63V61L94 59L93 60V58H94V56L97 58V56H96V54L98 55V57H100V56H107V55H112V56H109L110 58L112 57V59H113V57H116V59H117V53H118V51L116 50V48L118 47V46ZM169 45H170V43H169ZM185 45V44H184ZM196 45V44H195ZM216 45V44H215ZM260 45V44H259ZM261 45H263V43L261 44ZM2 46V45H1ZM8 46V45H7ZM126 46V47H125ZM141 46H143V47H141ZM154 46V47H153ZM179 46L177 47V48H179ZM202 46V47H203ZM206 46V45H205ZM213 46V45H212ZM218 46V45H217ZM233 46V45H232ZM236 46V45H235ZM235 46H234V48H235ZM59 47L61 48V46L59 45ZM116 47V48H115ZM148 47V48H147ZM150 47V48H149ZM153 47V48H152ZM161 47V46H160ZM175 47V48H176ZM185 46H183V48H184ZM192 47H193V45H192ZM195 47V46H194ZM200 47V46H199ZM207 47H208V45H207ZM219 47V46H218ZM259 47V46H258ZM261 47V46H260ZM263 47V46H262ZM60 48L58 49L59 51H60ZM114 48H115V50H114ZM119 48V47H118ZM129 48V49H128ZM149 49V50H151V52H152V54H151V52H150V54L151 55H149V54H145L144 55V53H146L147 52V49ZM156 48V47H155ZM166 48H168V49H170L171 47H166ZM173 48V47H172ZM188 49H189V47H187ZM195 48H198V47H195ZM62 49V48H61ZM123 49V50H122ZM194 49V48H193ZM193 49H191V50H193ZM202 49H204L205 50V52H206V49L207 48H202ZM209 49V48H208ZM207 49V50H208ZM19 50V49H18ZM17 50V51H18ZM22 50V49H21ZM120 50H122V51H120ZM172 50V49H171ZM176 50V49H175ZM177 50H180V49H177ZM185 50H187V49H185ZM198 50V49H197ZM218 50H219V48H218ZM55 51V50H54ZM56 51H57V49H56ZM124 51H126V50H124ZM132 51H134L133 53H132ZM181 51V50H180ZM183 51V50H182ZM203 51V50H202ZM209 51V50H208ZM0 52H1V47H0ZM115 52H117V53H115ZM127 52V51H126ZM156 52V50L154 51V53ZM184 52V51H183ZM204 52V51H203ZM218 52H220V51H218ZM64 53H67L68 54V51L67 52H64ZM63 53V54H64ZM149 53V52H148ZM156 53H158V52H156ZM164 53V52H163ZM185 53H187V51H185ZM207 53V52H206ZM18 54H19V51H18ZM56 55H57V52L55 53ZM114 54H116V56H114ZM161 54V53H160ZM181 54H182V52H181ZM180 54V55H181ZM184 54V53H183ZM182 54V55H183ZM203 54V53H202ZM218 54V53H217ZM216 54V55H217ZM1 55V54H0ZM71 55V56H72ZM94 55V56H93ZM100 55V56H99ZM147 55V56H146ZM149 55V56H148ZM163 55V54H162ZM161 55V56H162ZM174 55V54H173ZM176 55H178V53H176ZM176 55L174 56V57H176ZM203 55H206V54H203ZM219 55H220V53H219ZM218 55V56H219ZM58 56V55H57ZM132 56H134V57H132ZM156 56V55H155ZM159 56V55H158ZM184 56V55H183ZM207 56H208V54H207ZM215 56V55H214ZM20 57V56H19ZM18 57V58H19ZM104 57V58H105ZM132 57V58H131ZM17 58V59H18ZM56 58V57H55ZM70 58V57H69ZM131 58V59H130ZM144 58V59H145ZM153 59L155 58L154 57V55H153V57H152ZM158 58V57H157ZM160 58V57H159ZM163 58H165V57H163ZM173 58V57H172ZM177 58V57H176ZM205 58V56L203 57V59ZM218 58V57H217ZM2 58H0V62H3L2 60H1ZM20 59V58H19ZM72 59V58H71ZM101 59V60H102ZM109 59V58H108ZM116 59H114V60H116ZM141 59V60H140ZM150 59V58H149ZM171 59V58H170ZM175 59V58H174ZM181 59H183V58H181ZM201 59H202V57H201ZM214 59H216V58H214ZM61 60V59H60ZM67 60H68V58H67ZM73 60V59H72ZM110 60V59H109ZM113 60V61H114ZM151 60V59H150ZM156 60V59H155ZM168 60V59H167ZM184 60H185V58H184ZM183 60V61H184ZM213 60V59H212ZM5 61V60H4ZM18 61V60H17ZM20 61V60H19ZM52 61V60H51ZM54 61V60H53ZM69 62H70V59L68 60ZM154 61V60H153ZM157 61V60H156ZM169 61V60H168ZM176 61H177V59H176ZM7 62H9V61H7ZM7 62H6V64H7ZM55 62V61H54ZM61 62V61H60ZM73 62V61H72ZM4 63V62H3ZM18 63V62H17ZM20 63H21V61H20ZM52 63V62H51ZM97 63V64H96ZM99 63H102V64H99ZM113 63V62H112ZM167 63V62H166ZM171 63V62H170ZM215 63V62H214ZM2 64V63H1ZM54 64V63H53ZM113 64H115V62L113 63ZM112 64V65H113ZM147 64V63H146ZM160 64V63H159ZM56 65V64H55ZM69 65V64H68ZM71 65V64H70ZM101 65H106L105 67L107 68H102L101 67ZM112 65H109V66H111L112 67ZM144 64H140V66H143ZM214 65V64H213ZM216 65V64H215ZM30 66V65H29ZM51 66H53V65H51ZM50 66V67H51ZM157 66V65H156ZM170 66H171V64H170ZM176 66V65H175ZM190 66V69H191V65H189L188 64V67ZM49 67V68H50ZM70 67V66H69ZM147 67V66H146ZM145 66H143V68H144V70H146L145 68H146ZM172 67V66H171ZM177 67V66H176ZM175 67V68H176ZM54 68V67H53ZM141 68V67H140ZM156 68V67H155ZM166 68V67H165ZM174 68V67H173ZM56 69V68H55ZM106 69V70H105ZM148 69H149V67H148ZM162 69H164V68H162ZM170 69V68H169ZM188 69V68H187ZM14 70V66L12 65V64H10V63H8L7 65H6V73H9V72H11V71H13ZM68 70V71H69ZM172 71H174L173 69H171ZM48 71V70H47ZM52 71V70H51ZM66 71H67V69H66ZM140 71V70H139ZM139 71H137V75L134 77V78H136L137 76H138V73H139ZM141 71H142V69H141ZM140 71V72H141ZM147 71V70H146ZM156 71V70H155ZM263 71V70H262ZM29 72V71H28ZM52 72H55V70L54 71H52ZM165 72V71H164ZM175 72V71H174ZM45 73H46V71H45ZM56 73V72H55ZM59 73V72H58ZM65 73V72H64ZM263 73V72H262ZM262 73H260V74H262ZM50 73H48V75H49ZM145 74H146V72H145ZM154 74V73H153ZM164 74V73H163ZM52 75V74H51ZM54 75V74H53ZM147 75V74H146ZM167 75V74H166ZM174 75V74H173ZM58 76V75H57ZM56 76V77H57ZM127 78H126V77ZM142 75H140L139 74V77H141ZM144 76V75H143ZM151 76H154V75H151ZM163 77L165 76V75H162ZM181 76V75H180ZM12 77V76H11ZM21 77V76H20ZM121 77V78H120ZM139 77H137L136 78V80L139 78ZM144 77H146V76H144ZM143 77V78H144ZM148 77V76H147ZM146 77V78H147ZM156 77V79H157V75H155L154 76V78ZM168 77V76H167ZM167 77H165V78H167ZM178 76H176V77H174L175 78V80H176V78H177ZM182 77V76H181ZM260 77H263L264 78V76L262 75V76H260L259 75V77L257 78V79H259ZM53 78L55 79V76H53ZM60 78V77H59ZM126 79V80H123V79ZM145 78V79H146ZM150 79H151V77H149ZM154 78H152L151 80L153 81L154 80ZM179 78V77H178ZM16 79H17V77H16ZM23 79H24V77H23ZM29 79V78H28ZM53 79V81H55ZM66 79V78H65ZM112 79H117V81H118V79L120 80V81H118L117 82V84L115 85H113V82H116V80L114 81V80H112ZM164 79V78H163ZM170 79V78H169ZM169 79H168V82H169ZM181 79V78H180ZM179 79V80H180ZM256 79V80H257ZM25 80H26V78H25ZM59 80V79H58ZM57 80V81H58ZM128 80V81H127ZM141 82H142V80L141 79H139ZM138 80V81H139ZM148 80V79H147ZM162 80V79H161ZM27 81V80H26ZM57 81H55V83L56 84H59V83H61V81L59 82H57ZM113 81V82H112ZM160 81V80H159ZM162 81H164V80H162ZM166 81V80H165ZM259 81H260V79H259ZM12 82V81H11ZM24 82V81H23ZM28 82H29V80H28ZM120 82V83H121ZM131 82V81H130ZM158 82V81H157ZM170 82H171V80H170ZM172 82H174V81H172ZM172 82H171V84H172ZM257 82H258V80H257ZM18 83H20V81L18 82ZM17 83V84H18ZM125 83H122V86L121 87H123V88H125ZM139 83V82H138ZM147 83H148V81H147ZM164 83H166V82H164ZM51 83H49L48 84V86L47 85H45L46 86V88H47V90L44 88H39L37 91H35L34 90V88L32 89L33 91H35V92H31L30 93V95L31 96H28L29 95V92H28V90L27 91H25V92H27V94L25 93V94H22V95H20V97L19 98H17V99H15L13 96V90L15 91V89H13V90H11L10 92V97L8 98V100H7V102H6V104H5V106H3V109H2V111L0 112V138L2 139V142H1V139H0V143H2V146H0V203H1V207H0V209H1V211H0V259L1 258H3L5 261H0L1 263L0 264H9V262H10V258H11V253H12V250L13 249H19L21 252H27L28 250H30V249H32V248H35V247H39V249H40V257L45 261V260H48V261H50L51 262V260H49V259H52L50 256H51V254H53L54 252H56V251H58L57 249L54 251V248H53V246L54 245H56L59 241V239H63V237L65 236L66 237V235L65 234H68V233H62V231H65V230H67L68 228H71V227H73L74 229H72V230H75V227H76V230H75V233H76V231H78L79 229H80V231H79V234L81 233L82 235H80L81 236V238H83V234H85V236L86 237H88L89 236V240H90V242H93L92 244H95L94 245V247H92V248H90L91 250L92 249H95V246H96V250L94 251V250H90V252H93V253H96L95 255H97V256H95V259H97V257H100L99 259L101 260V257L103 258L102 259V261L103 260H105V258L104 257H106L107 258V255H109L110 254V252H111V247H112V244L113 243H111V238L109 239H104L102 236H101V231H103V230H105L106 229V234H108V231H109V233H110V236L112 237H115V239L114 240H116L117 241V239L119 240V238L120 237H122V236H120L119 238H117L116 239V236H114V235H111V234H114L115 233V231L114 230H116V227H117V225H118V222L122 219V217H124V216H120L119 217V215H121V213L119 212V214L117 213H114L116 216L118 215V217H119V220H117V218L118 217H116V216H114V219H115V217H116V221H118L117 222V225H115L114 223L112 224L113 226H109L110 227V229L109 230H107V228H105V226H107V225H103L104 227L102 228L101 227V224L99 223V222H101V220L99 219V218H101L100 216H102V215H100V214H98V213H101L103 210H100V212L98 211L99 210V207L101 206H99L98 207V210H97V204H99L101 201H100V198H99V196H101V195H97V193H101L102 194V196L104 197V194H103V191L102 192H99L100 190H105V187H106V185H109L110 186V183L109 184H104V181L106 182V180H104L108 175H107V172L106 171H104V170H102V173L103 172H106L105 174L107 175L106 177L105 176H102V177H100L101 179H99V174H94V176H95V180L94 181H96L97 179L96 178H98L99 180L98 181H96V183H89L90 181L89 180H92L91 182H94L93 181V179H92V177L91 176H93V175H91L90 177H91V179H90V177H88L89 176V173L91 174V172L89 171V170H91V168H93L92 169V171L94 170V173H95V170H96V173H98L99 171L98 170H100L101 171V168L104 166V168H106L105 166L106 165H103L102 167H101V165H100V167H98V166H96V167H94L95 165H97V163H98V161L102 158V160H103V157L106 159V157H108V155L105 157V156H99L98 155V153H97V148H99V147H101V146H99V144L100 145H102L103 143H104V146H105V142L103 141V143H102V141L101 140H103L101 137L103 136V137H105V134H103L102 132V134H100V135H98V136H96L93 132H92V129L90 130L91 132H92V134L94 135V136H96L97 138H98V140H96V137H91V136H89V135H87V133H86V129H88L89 130V127L87 128V126H88V124H89V122H88V124H87V118L92 114V111H90L89 110V112H91L90 114H89V112H85L84 110L85 109H83V112H81L80 110V108L78 107L79 105H76V104H78V103H72V104H70L71 102H70V96H69V99H68V96L67 95H65V94H61V95H59V91L61 90L62 91V89H60L59 90V88H57V87H59L60 85H57L56 86V84H55V86L53 85V86H51L50 85ZM65 84V83H64ZM167 84V83H166ZM23 85V84H22ZM26 85V84H25ZM63 85V84H62ZM129 85H131L132 86V84L130 83H128L127 84V86H129ZM135 85V84H134ZM260 85V84H259ZM31 86V85H30ZM120 85H118V88H120L119 87ZM130 86V87H131ZM20 87V86H19ZM34 87V86H33ZM53 87H55V89L58 91H55V89H53V91L51 90H49V89H51V88ZM63 87H65V89H63V91H62V93L63 92H65V90H67L66 89V86H63ZM134 87V86H133ZM257 87V86H256ZM264 87V86H263ZM116 88V87H115ZM117 88V89H118ZM122 88V89H123ZM128 88V87H127ZM126 88V89H127ZM116 89V90H117ZM146 90H148L147 88H145ZM145 89H144V92H145ZM257 89V88H256ZM7 90H9V89H7ZM49 90V91H48ZM119 90V89H118ZM128 90V89H127ZM130 90V89H129ZM260 90V89H259ZM261 90H262V93H263V89H262V87H261ZM22 91H23V89H22ZM30 91V90H29ZM122 91V90H121ZM8 92V91H7ZM47 92V93H46ZM53 92V93H52ZM66 92H68V91H66ZM71 92V91H70ZM76 92V91H75ZM147 92V91H146ZM146 92H145V94H146ZM153 92V91H152ZM156 92H157V90H156ZM46 94V97H47V95L50 97V101L51 102H47V105H49V106H51L52 105V107L54 108V109H52V110H54V112H55V118H57V120H59L58 121V125L57 124H55V125H57L56 127H54V128H50V127H47V126H44V125H40V124H34L33 123V119H32V121H30V120H28L27 118L25 119V114H24V112L26 113V108L28 109V108H30V107H33L35 104H36V102H35V99L36 98H38L40 95H42L43 96V94ZM54 93H55V95H56V93H57V95H59V96H57L58 97V99L54 96ZM21 94V93H20ZM71 95H72V92L70 93ZM75 94V93H74ZM154 94H155V92H154ZM253 94H255V93H253ZM264 94V93H263ZM13 95V96H12ZM19 95V94H18ZM64 96V98H63V96ZM76 95V94H75ZM78 95V96H79ZM142 95V94H141ZM156 95V94H155ZM154 95V96H155ZM65 96H66V98H65ZM73 96V95H72ZM123 96V95H122ZM143 96V95H142ZM147 96V95H146ZM150 96V95H149ZM61 97V98H60ZM83 97V98H84ZM125 97V96H124ZM148 97V96H147ZM153 97V96H152ZM156 97V96H155ZM249 97H251V96H249ZM262 97H264V96H262ZM48 98V97H47ZM75 98V97H74ZM77 98V97H76ZM123 98V97H122ZM142 98V97H141ZM140 98V99H141ZM144 98V97H143ZM4 99H5V97H4ZM41 99H42V97H41ZM41 99H39L40 101H42ZM79 99V98H78ZM80 99H82L81 97H80ZM251 99L253 100V98L251 97ZM43 100H44V98H43ZM45 100H47V99H45ZM74 100V99H73ZM84 101H85V99H83ZM146 100H147V98H146ZM149 100V99H148ZM155 100V99H154ZM251 100V101H252ZM264 99H262V101H263ZM83 101V102H84ZM145 101V100H144ZM143 101V102H144ZM3 102V101H2ZM43 102V101H42ZM41 102V103H42ZM119 102H122V100L121 101H119ZM141 102H142V100H141ZM146 102V101H145ZM160 102V101H159ZM162 102V101H161ZM160 102V103H161ZM166 102H167V100H166ZM264 102V101H263ZM4 103H5V101H4ZM39 103V102H38ZM140 102H138V104H139ZM148 103H150V102H148ZM147 103V104H148ZM156 103V102H155ZM160 103H159V105H160ZM252 103V102H251ZM32 104V105H31ZM116 104H118V102H116ZM145 104V103H144ZM147 104H145L146 106H147ZM163 104V103H162ZM161 104V105H162ZM250 104V103H249ZM248 104V105H249ZM264 104V103H263ZM45 104H43L42 106H44ZM139 105H141V103L139 104ZM149 105H152V104H149ZM153 105H154V103H153ZM164 105H165V103H164ZM164 105H162V106H164ZM39 106V105H38ZM42 106H41V108H38V109H41V110H43L42 109ZM78 107V109L75 107ZM86 106V105H85ZM116 106H118L117 108H116ZM257 106V108H258V106L259 105H256ZM40 107V106H39ZM89 107V106H88ZM88 107H86V108H88ZM93 107V108H92ZM145 107V106H144ZM147 107H149V106H147ZM150 107H152V106H150ZM155 107V106H154ZM160 107V106H159ZM253 107V105L251 106V109L252 110H254L255 108V105H254V109L252 108ZM263 107V106H262ZM261 107V109H262V111L264 110L263 108ZM47 108V107H46ZM122 108V107H121ZM120 108V109H121ZM161 108V107H160ZM260 108V107H259ZM45 109V108H44ZM89 109V108H88ZM88 109H86V110H88ZM141 109V108H140ZM145 109V108H144ZM159 109V108H158ZM163 109V108H162ZM250 109V108H249ZM29 110H31V109H29ZM34 110H36V109H34ZM34 110H32V111H34ZM41 110H38V111H41ZM121 110H123V109H121ZM120 110V111H121ZM155 109H153V111H154ZM164 110V109H163ZM259 110V109H258ZM257 110V111H258ZM96 111H97V113H96ZM134 111H135V109H134ZM138 111V110H137ZM142 111H144V110H142ZM146 111H147V109H146ZM256 111V112H257ZM260 111V113H261V110H259ZM42 112V111H41ZM40 112V113H41ZM105 112H103V113H105ZM122 112V111H121ZM120 112V113H121ZM131 112V111H130ZM147 112H149V110L147 111ZM161 112V111H160ZM250 112H252V111H250ZM255 112V113H256ZM38 113V112H37ZM102 113V115H104V119L106 120V118H105V114H103ZM132 113V112H131ZM138 113V112H137ZM136 113V115H138ZM140 113L141 114H143V116H144V112L142 113L141 112V110H140ZM154 113V112H153ZM254 113V112H253ZM28 114V113H27ZM26 114V115H27ZM31 114V113H30ZM42 114V113H41ZM95 114H92V117H93V115H95ZM150 114V113H149ZM154 114H158V113H154ZM160 114V113H159ZM158 114V115H159ZM44 115V114H43ZM102 115H100L99 117H101ZM107 115V114H106ZM107 115V116H108ZM121 115V114H120ZM123 115V114H122ZM140 115V114H139ZM151 115H153V114H151ZM162 115V114H161ZM160 115V116H161ZM257 115L259 116V114H258V112H257ZM23 116H24V118H23ZM39 116H40V114H39ZM39 116H38V118H39ZM52 116L53 115H51L50 117L52 118ZM127 116V115H126ZM132 116V115H131ZM131 116L129 115V117H130V119H131ZM140 116H142V115H140ZM143 116L141 117V118H143ZM147 116H148V113H147ZM163 116H164V114H163ZM166 116V115H165ZM251 116V115H250ZM254 116V117H252V119H255L256 120V118H258L259 119V117H261V116ZM40 117H43L42 115L40 116ZM98 117V118H99ZM136 117V116H135ZM135 117H132L133 119H135ZM151 117V116H150ZM153 117V116H152ZM156 117V116H155ZM159 117V116H158ZM31 118V117H30ZM29 118V119H30ZM48 118V117H47ZM103 118V117H102ZM137 118H139V117H137ZM140 118V119H141ZM154 118V117H153ZM251 118V117H250ZM93 119V118H92ZM101 119V118H100ZM104 119H103V121H104ZM127 119V118H126ZM140 119H138L139 120V122L141 123V121H140ZM147 119V118H146ZM145 119V120H146ZM161 119V118H160ZM25 120H28L29 122H28V124L29 125H31L30 123L32 122V124H34V125H32V127L33 128H29L30 126H28V128L30 129V130H28L27 129V123H26V121ZM38 120V119H37ZM41 120H43L42 118L39 120V121H41ZM44 120H46V119H44ZM48 120V119H47ZM51 120V119H50ZM107 120H108V118H107ZM106 120V122H109V121H107ZM137 120V121H138ZM166 120V119H165ZM78 121H80V122H78ZM114 121V120H113ZM113 121H111V122H113ZM128 121V120H127ZM159 121V120H158ZM254 121V120H253ZM257 121V120H256ZM54 122H55V120H54ZM86 122V123H85ZM118 122V124H119V121H117ZM116 122V119H115V122H113L114 123V125H115V123H117ZM126 122V121H125ZM143 122V121H142ZM145 122V121H144ZM147 122V121H146ZM146 122H145V124H146ZM166 122H167V120H166ZM264 122V121H263ZM39 123H41V122H39ZM43 123H45V121L43 122ZM128 123V122H127ZM127 123L125 124V125H127ZM134 123V122H133ZM137 123V122H136ZM139 123V124H140ZM164 123V122H163ZM48 125H49V123H47ZM50 124H52V123H50ZM91 124L92 123H90V126H91ZM99 124V123H98ZM141 124H143V123H141ZM149 124V123H148ZM147 124V126H145L146 128L149 126ZM167 124V123H166ZM166 124H165V126H166ZM255 124L256 123H254L253 124V127H255ZM35 125L37 126V129H38V125H39V127L40 126H42V127H40V129L37 131V132H39V135L37 136V137H39L40 139L39 140H36L35 138V140L38 142L39 141V143L40 144H42L43 145V143H45L46 144V146L48 145V146H50V148H51V150H53V153L52 154H55L56 156H57V158H59V161L57 160V162H60L59 164H60V169H58L57 171H56V173L53 175V172H52V176H50L49 177V174L47 173V175L44 173V170H45V168L47 169V167H48V165H47V167H45V165H43V164H40V163H37V166H34L33 165V168H31V167H27V168H30V169H26L25 168V164L27 163V162H32V163H34V160L35 159H37L38 157H39V154L38 153H40L41 151H38L37 150V148H39L37 145L39 144V143H37V142H34V141H32V140H34L33 138H32V140H31V137H30V140L31 141H26L27 143H24V141L27 139V136H29V135H27V133H28V131H34L35 133H36V131L34 130L36 127H35ZM117 125V124H116ZM115 125V126H116ZM123 125H124V122H123ZM129 125H131V124H129ZM264 125V124H263ZM262 125V126H263ZM50 126V125H49ZM52 126V125H51ZM99 126V125H98ZM134 126V125H133ZM138 126V125H137ZM142 126V125H141ZM140 126V127H141ZM161 126V125H160ZM163 126V125H162ZM249 126V125H248ZM247 126V127H248ZM35 127V128H34ZM93 127V126H92ZM94 127H96L95 125H94ZM100 127V130H98V131H96V133L98 132L99 133V131H104V130H101V126H99ZM106 126H104L103 127V129L105 128ZM118 127V126H117ZM125 127V126H124ZM143 127H144V125H143ZM141 128L142 130H144L145 131V129L144 128ZM259 127V126H258ZM116 128V127H115ZM119 128V127H118ZM117 128V129H118ZM133 128V127H132ZM164 128V127H163ZM257 128V127H256ZM261 127H259V129H260ZM95 129V128H94ZM97 129H99V128H96L95 130H97ZM127 128H125V130H126ZM135 129V128H134ZM140 129V128H139ZM148 129H149V127H148ZM148 129H146V130H148ZM255 129V128H254ZM258 129V128H257ZM27 130V131H26ZM124 130V129H123ZM158 130V129H157ZM156 130V131H157ZM161 130V129H160ZM251 130H253V129H251ZM261 130H262V128H261ZM118 131V130H117ZM127 131H128V129H127ZM131 131H133V129L131 130ZM135 131V130H134ZM137 131H138V129H137ZM137 131H135V132H137ZM143 131V132H144ZM155 131V132H156ZM254 132H255V130H253ZM259 131V130H258ZM263 131H264V128H263ZM27 132V133H26ZM91 132H89V134H91ZM95 132V131H94ZM111 132V131H110ZM120 132V131H119ZM122 132V131H121ZM139 132V131H138ZM141 132V131H140ZM158 132H159V130H158ZM261 132V131H260ZM31 133V132H30ZM111 133H113V132H111ZM111 133L109 134L110 136H111ZM152 133V132H151ZM248 133V132H247ZM263 134H264V132H262ZM106 134H107V132H106ZM117 134H118V132H117ZM123 134V133H122ZM122 134H121V136H122ZM132 134V133H131ZM149 134V133H148ZM147 134V135H148ZM155 134V133H154ZM246 134V133H245ZM260 134V133H259ZM34 135H37V133L36 134H34ZM34 135H32V136H34ZM108 135V136H109ZM152 135V137H153V133L151 134ZM157 135V134H156ZM250 135V134H249ZM108 136H106V139H107V137ZM150 136V135H149ZM158 136H160V135H158ZM244 136V135H243ZM247 136H248V134H247ZM260 136L262 137V134H260ZM259 136V137H260ZM100 137V138H99ZM114 137H115V135H114ZM123 137V136H122ZM246 137V136H245ZM260 137V138H261ZM150 138V137H149ZM156 138H157V136H156ZM161 138V137H160ZM164 138H166V136L164 137ZM169 138V137H168ZM252 138V137H251ZM250 138V139H251ZM260 138L259 139H257L258 141L260 140ZM263 138V137H262ZM38 139V138H37ZM122 139V138H121ZM161 139H163V137L161 138ZM170 139V138H169ZM246 138H244V140H245ZM250 139H246V140H249L250 141ZM78 140V143H80L81 142V145H83L82 147V149H81V147H80V149H78L77 148V146L78 145H76L77 143H75L76 141ZM79 140H80V142H79ZM152 140V139H151ZM154 140H155V138H154ZM256 140V141H257ZM262 140V139H261ZM119 141V140H118ZM147 141H149V140H147ZM147 141H146V143H147ZM158 141V140H157ZM164 141H168L169 142V140H164ZM82 142H83V144H82ZM110 142V141H109ZM108 142V143H109ZM151 142H153L154 143V141H151ZM246 142V141H245ZM254 142V141H253ZM263 143H264V139H263V141H262ZM261 142V143H262ZM108 143L106 144V146H109L108 145ZM121 144H123L122 142H120ZM133 144H131L130 143V145H134V142H132ZM170 143V142H169ZM151 144V143H150ZM159 144V143H158ZM171 144L172 143H170V147H171ZM254 144H256V143H254ZM260 144V142L259 143H257V146ZM1 145V144H0ZM40 146V149L42 150V148L41 147H45V145H43V146ZM80 145V146H81ZM144 145V144H143ZM160 145V144H159ZM162 145V144H161ZM168 145V144H167ZM104 146H102V148H104ZM135 146V145H134ZM146 146H148L147 144H146ZM146 146H145V148L144 149H142V150H145V153H146V157H147V159H153L152 157L154 156V155H151V157H149L150 155H148L147 154V152H148V148H150V146H148L147 148H146ZM246 146V145H245ZM257 146H254L253 145V147L252 148H254V147H257ZM261 146V145H260ZM259 146V147H260ZM263 146H264V144H263ZM156 148H157V146H155ZM163 147V146H162ZM258 147V149L257 150H259L260 148ZM47 148V147H46ZM50 148H49V151H50ZM120 148V147H119ZM129 148H130V146H129ZM138 148H139V146H138ZM164 148V147H163ZM163 148H161V149H163ZM165 148H166V146H165ZM118 149V148H117ZM146 149H147V151H146ZM153 149V148H152ZM168 149H169V147H168ZM172 149V148H171ZM247 149V148H246ZM250 149L251 148H249V150L248 151H250ZM256 149H254V150H256ZM263 149V148H262ZM47 150V149H46ZM100 150V149H99ZM98 150V152H100ZM101 150H103V149H101ZM105 150V149H104ZM115 150V149H114ZM121 150V149H120ZM141 150V151H142ZM149 150H151V149H149ZM236 150V149H235ZM38 151V152H37ZM43 151V150H42ZM45 151V150H44ZM48 151V152H49ZM113 151V150H112ZM122 151V150H121ZM133 151V150H132ZM136 151L137 152H139L140 151V149H139V151L137 150V148H136ZM156 152H157V149L155 150ZM154 151V152H155ZM166 151V150H165ZM216 151V150H215ZM229 152L228 153H230V150H228ZM234 151V150H233ZM46 152V151H45ZM44 152V153H45ZM104 152V151H103ZM108 152H110V149H109V151ZM128 152V151H127ZM150 152V151H149ZM155 152V153H156ZM167 152V151H166ZM257 152H260V151H257ZM44 153H42V156L40 157V158H42L43 157V154ZM51 152H49V154H50ZM102 153V152H101ZM136 153V152H135ZM142 153V152H141ZM157 153H159V152H157ZM156 153V154H157ZM215 154H216V152H214ZM231 153H232V151H231ZM236 153V152H235ZM234 152L231 154V155H233V154H235ZM251 153H252V151H251ZM46 154V153H45ZM44 154V155H45ZM48 154V153H47ZM47 154L45 155L46 157H47ZM100 154V153H99ZM115 156H117V153H116V151H115ZM118 154H119V152H118ZM126 154V153H125ZM139 154H140V152H139ZM154 154V153H153ZM227 154V153H226ZM246 154V153H245ZM244 154V155H245ZM102 155V154H101ZM122 155H123V153H122ZM231 155H228V156H231ZM248 155V154H247ZM262 155H263V153H262ZM37 156V157H36ZM53 156V155H52ZM52 156H51V159H53L52 158ZM126 156V155H125ZM129 156V155H128ZM137 156H139L138 157V162L139 163H142V162H144L143 161V157H142V155L140 154V155H138V153H137ZM246 156V155H245ZM261 155H259V157H260ZM118 157V156H117ZM121 157V156H120ZM130 157V156H129ZM135 158H136V156H134ZM133 157V158H134ZM146 157H144V159H146ZM155 157V156H154ZM257 157H258V153H257ZM262 157V156H261ZM45 158V157H44ZM44 158H42V159H44ZM100 158V159H99ZM114 158H116V157H114ZM236 158V157H235ZM248 158V157H247ZM256 158V157H255ZM254 158V159H255ZM263 158H264V156H263ZM39 159V158H38ZM48 160H49V158H47ZM47 159H45V161L47 160ZM50 159V160H51ZM55 159V158H54ZM107 159H109V158H107ZM127 159H128V157H127ZM129 159H132V156H131V158H129ZM214 157H213V159H210V161L211 162H214ZM227 159V158H226ZM232 159H234V157H231V160ZM237 159V158H236ZM243 159V158H242ZM47 160V161H48ZM49 160V161H50ZM110 160V159H109ZM117 160H118V158H117ZM136 160H137V158H136ZM155 160L156 159H153V160H151V161H153V163H155ZM202 160V159H201ZM200 160V161H201ZM238 161H241V159L239 160V159H237ZM236 160V161H237ZM244 160V159H243ZM243 160H242V162H243ZM264 160V159H263ZM36 161H38V160H36ZM40 161V160H39ZM42 161H44V160H42ZM119 161V160H118ZM133 161H134V159H133ZM150 160H148V162H147V160L145 161V162H147V164L149 163V164H153L151 161L149 162ZM157 161L158 160H156V163H157ZM160 161V162H159ZM158 161V163H160V164H162V162H161V160H159ZM216 161V160H215ZM224 161V160H223ZM220 162L221 164L222 163H225V164H227L226 162H230V161H225V162ZM252 161H253V159H252ZM257 161H258V159H257ZM262 161V160H261ZM41 162V161H40ZM51 162H52V160H51ZM125 162V161H124ZM136 162V161H135ZM134 162V163H135ZM202 162V161H201ZM32 163H31V165H32ZM101 163L103 164V162L101 161ZM106 163V162H105ZM109 163V162H108ZM129 163V162H128ZM132 163V162H131ZM134 163H132L133 165H135ZM138 163V164H139ZM155 163V164H156ZM157 163V164H158ZM196 163V162H195ZM206 163V162H205ZM219 163V164H220ZM238 163H241V162H238ZM244 163V162H243ZM256 163V162H255ZM258 163V162H257ZM261 163V162H260ZM262 163H264L263 161H262ZM261 163V164H262ZM39 164V165H38ZM51 164V163H50ZM58 164V165H59ZM145 164V163H144ZM147 164H145V167H146V165ZM156 164V165H157ZM160 164H158L159 165V168L161 167L160 166ZM211 164V163H210ZM214 164V163H213ZM225 164H222L223 166H225V168L224 169H226V165ZM246 164V163H245ZM245 164H242V168H239L240 170L241 169H243V165H245ZM259 164V163H258ZM36 165V164H35ZM90 165L92 166L91 168H90ZM142 165H143V163H142ZM142 165H138V166H141V170H143V167H142ZM156 165H155V167H156ZM196 164H194V166H195ZM198 165V164H197ZM206 165H208V164H206ZM222 165L220 166L222 169H223V167H222ZM241 165V164H240ZM29 166H30V164H29ZM51 165H49V167H50ZM53 166L55 167V168H57V166H55V165H52L50 168H52L53 169ZM89 166V170H88V172L89 173H87V169L85 170V167L87 168ZM130 166H132L131 164L129 165V168H130ZM136 166H137V163H136ZM136 166H134L133 167V171H134V169H135V167ZM147 166H149V168H150V166L151 165H147ZM162 166H163V164H162ZM200 166V165H199ZM229 166V165H228ZM259 167L261 166L260 164L258 165ZM257 166V167H258ZM120 167H121V162H120ZM196 167V166H195ZM209 167V166H208ZM219 167V168H220ZM258 167V168H259ZM95 168V169H94ZM97 168V169H96ZM100 168V169H99ZM103 168V169H104ZM114 168V167H113ZM128 168V169H129ZM140 168V167H139ZM149 168H147V169H149ZM153 167H151L150 169L151 170H154V169H152ZM158 168V167H157ZM156 168V169H157ZM147 169H146V172H147ZM205 169H208V168H206L205 167ZM205 169L203 170V171H205ZM210 169H211V167H210ZM210 169H209V172H210ZM213 169V168H212ZM223 169V170H224ZM230 169V168H229ZM109 170V169H108ZM120 170H122V167L120 168ZM129 170H131V168L129 169ZM151 170H148V176H146L147 174H146V172H145V174H143L142 172H144L145 171V169L141 172L140 171V169L137 171V173L138 172H141L142 174H140L141 176H144L143 178H145L144 179V181L145 180H147L148 181V177H150V175H152V177H153V174L155 175V176H157L158 175V173L156 172V171H152L153 172V174H152V172H151ZM159 170V169H158ZM227 170V169H226ZM225 170V172L224 173H226L227 171ZM257 170V169H256ZM264 170V169H263ZM262 170V171H263ZM50 171H51V169H50ZM49 171V173H51ZM53 171V170H52ZM113 171V170H112ZM197 171V170H196ZM208 171V170H207ZM220 171H221V169H220ZM239 171V170H238ZM243 171V170H242ZM258 171V170H257ZM256 171V172H257ZM54 172H55V170H54ZM124 172H125V170H124ZM124 172L121 174V176L122 175H124ZM155 172L157 173V174H155ZM198 172V171H197ZM199 172H200V170H199ZM209 172H206V175H207V177H209ZM219 172V171H218ZM229 172V171H228ZM240 172V171H239ZM238 172V173H239ZM85 173V175H87V177L89 178V180H88V178H86V177H84L85 179H87L88 181L87 182H84L83 184H82V182L83 181H86L83 177H82V175ZM87 173V174H86ZM99 173H101V172H99ZM119 173H121V172H119ZM205 173V172H204ZM204 173H202V174H204ZM221 173H222V171H221ZM220 173V174H221ZM223 173V174H224ZM242 174H244L245 175V172L243 173V172H241ZM240 173V174H241ZM260 174H262L261 172H259ZM127 174H129V173H127ZM195 174V173H194ZM239 174V175H240ZM98 175V176H97ZM102 175H104V173L102 174ZM136 175V174H135ZM199 175H201L200 173H199ZM205 175V176H206ZM211 175V174H210ZM218 176H220L219 174H217ZM226 175L228 176V173H226ZM226 175H225V177H226ZM243 175V176H244ZM247 175V174H246ZM245 175V176H246ZM48 176V177H47ZM129 176H130V174H129ZM129 176H128V181H126L127 182V184H129V182H131V179L132 178H130V180H129ZM154 176V177H155ZM196 176V175H195ZM218 176H216V177H218ZM244 176V177H245ZM79 177L81 178V185H85V187L83 188V190H81L82 188V186H79V187H76V188H73L70 184H71V181H73V180H75V181H77L78 182V180L77 179H79ZM134 177H137L136 179H135V183H136V181H137V183L139 182V181H143V178L141 177H139V176H134ZM223 178H224V176H222ZM236 177V176H235ZM239 177H242V175L241 176H239ZM238 177V178H239ZM244 177L243 178H239V179H241V180H244ZM247 177V176H246ZM249 177V176H248ZM253 177V176H252ZM256 177V176H255ZM261 177V176H260ZM263 177H264V175H263ZM262 177V178H263ZM77 178V179H76ZM94 178V177H93ZM108 178H109V176H108ZM126 178H127V176H126ZM138 178H140V180H138ZM200 178V177H199ZM210 178V177H209ZM237 178V177H236ZM238 178H237V180H236V183L239 181L238 180ZM107 179V178H106ZM111 179V178H110ZM200 179H202V178H200ZM214 178H212L211 177V180H213ZM219 179V177L216 179V180H218ZM251 179V178H250ZM257 179V178H256ZM255 179V180H256ZM104 180V181H103ZM108 180V179H107ZM120 180H121V178H120ZM123 180V179H122ZM126 180V179H125ZM195 180V179H194ZM215 180V182H217ZM220 180V179H219ZM218 180V181H219ZM228 180V179H227ZM226 180V181H227ZM79 181H80V179H79ZM103 181V182H102ZM114 181V180H113ZM221 181V180H220ZM245 181V180H244ZM249 181V180H248ZM253 181V180H252ZM258 181V180H257ZM263 181H264V178H263ZM74 182V181H73ZM72 182V183H73ZM103 183L104 185L103 186H105L103 189H101L103 186H101L100 185V183ZM123 182H124V180H123ZM213 182V181H212ZM247 182V180L244 182V183H246ZM260 182H262V181H258L257 183H260ZM87 183V184H86ZM98 183V185H99V187H97L95 184H97ZM111 183H113V182H111ZM115 183H116V181H115ZM133 183V182H132ZM141 183H144V182H141ZM140 182H139V184H141ZM199 184H200V180H199V182H198ZM242 184L241 182H240V184L242 185H240V187L242 188V193H240L239 192V194H243L244 195V193L243 192H245V190H251V188L250 189H245L246 187H244L246 184ZM254 183V182H253ZM262 183H264V182H262ZM125 184V183H124ZM127 184H125V189L128 187V186H130V185H128L127 186ZM146 186V188H145V190H147V188H148V183L146 184V182L144 183ZM144 184H142L143 186H144ZM196 184V183H195ZM215 184V183H214ZM214 184H213V186H214ZM224 184V183H223ZM225 184H227V183H225ZM224 184V185H225ZM249 184H250V181H249ZM114 185H116V184H113V186ZM197 185V184H196ZM224 185H223V187H224ZM234 185H236V184H234ZM239 185V184H238ZM255 185H256V181H255ZM258 185V184H257ZM256 185V186H257ZM260 185H261V183H260ZM260 185H259V187H257V189L259 190V191H256V186H255V188L254 189H252L253 191L255 190V192H253V194L254 193H256V194H258V192L260 193L261 192V194H264V185H263V188L262 189H260ZM77 186V185H76ZM112 186V187H113ZM123 186V185H122ZM127 186V187H126ZM131 186H133V185H131ZM194 186V185H193ZM232 186V185H231ZM111 187V186H110ZM135 187V186H134ZM136 187H137V185H136ZM135 187V188H136ZM150 187V186H149ZM195 187V186H194ZM197 187V186H196ZM201 187V186H200ZM218 187V186H217ZM222 187V188H223ZM239 187V186H238ZM238 187H236L237 189H239ZM247 187H249V185H248V182H247ZM77 188L79 189V190H77ZM106 188H108V186L106 187ZM131 188V187H130ZM134 188V189H135ZM198 188H199V186H198ZM214 188V187H213ZM212 188V190H214ZM221 188V185L219 186V189L218 190H220V189H222ZM226 188L227 189H225V187L223 188V189H225L227 192H228V185L226 186ZM232 188V187H231ZM97 189H100L99 191H97ZM149 189V188H148ZM151 189V188H150ZM194 189V188H193ZM216 189V188H215ZM230 189V188H229ZM237 189L236 190H234V189H230V192H232V193H236L237 192ZM44 190H49L48 191V193H47V191H44ZM107 191L108 190H110V192H111V189L110 188H108V189H106ZM106 190L104 191V192H106ZM131 190H133L132 188H131ZM136 190V189H135ZM134 190V191H135ZM191 190V189H190ZM200 189H198V191H199ZM202 190V189H201ZM201 190H200V192H201ZM231 190H234V191H231ZM240 190V189H239ZM43 191V192H42ZM148 191V192H147ZM147 191H144V192H142V194L141 193H139V194H141L140 196H142L143 197V195H144V198L143 199H139L140 201L141 200H143V201H141V202H143V204L144 203H146L145 201L146 200H148L149 199V192H151L150 190H147ZM223 191V190H222ZM236 191V192H235ZM138 191H136V193H137ZM140 192V191H139ZM147 192V193H146ZM188 192V191H187ZM191 192L192 191H190V194H191ZM193 192H195V191H193ZM199 192V193H200ZM213 193L215 192V191H212ZM219 192V191H218ZM225 192L226 193V195L225 196H227V194H229V196H230V193L228 192ZM249 192V194H251L252 192H250V191H248ZM108 193V192H107ZM148 194V195H146V194ZM212 193V194H213ZM238 193V192H237ZM236 193V194H237ZM5 194H7L8 196H6ZM110 195H111V193H109ZM109 194H107L108 195V200H109ZM188 194V193H187ZM186 194V195H187ZM218 194V193H217ZM236 194H231V196L233 195V197H237V198H239L240 196H239V194H237L238 196H236ZM106 195V194H105ZM107 195H106V197H107ZM191 195H193V194H191ZM213 195H215V194H213ZM212 195V196H213ZM219 195H221V192H219ZM246 195V199H248V200H250V199H252V200H250L251 202L252 201H257V199L255 200L253 197H255V194H254V196H251L250 195V197L249 198H247V196H249V195H247V194H245ZM258 195H260V194H258ZM148 198H147V197ZM211 196V197H212ZM218 196V195H217ZM222 196H224V192L222 193ZM224 196V197H225ZM230 196V197H231ZM6 197V198H5ZM106 197H104V199L106 198ZM128 197V196H127ZM136 197H137V195H136ZM194 197V196H193ZM214 197V196H213ZM224 197H222L221 198V196H219L218 197V201H220L221 199H223ZM228 197V196H227ZM230 197H228V199L230 198ZM243 197H245V196H243ZM258 196L256 195V198H257ZM262 197V196H261ZM264 197V196H263ZM132 198H134L133 196H132ZM138 198V197H137ZM147 198V199H146ZM221 198V199H220ZM241 198V197H240ZM239 198V199H240ZM103 198L101 197V200H102ZM128 199V198H127ZM146 199V200H145ZM189 199V198H188ZM214 199H216L217 200V198H216V196L214 197ZM224 199H226V198H224ZM232 197L230 198V200H228V201H230V203L228 204V206H230V204L232 203H234V207L235 206H238V204L236 203V202H232ZM259 199V198H258ZM263 199V198H262ZM108 200L107 199H105V200H102V202L103 201H105V202H103L102 204H107V202H108ZM185 200V199H184ZM191 200V199H190ZM248 200H246V201H248ZM261 200V199H260ZM264 200V199H263ZM7 201H8V203H7ZM100 201V202H99ZM107 201V202H106ZM134 202H137V201H135V199L133 200ZM150 201V200H149ZM227 201V200H226ZM234 201H235V199H234ZM237 201V200H236ZM239 201V200H238ZM237 201V202H238ZM85 202L86 203H88V204H86V206H88L89 205V207H85ZM99 202V203H98ZM124 202V201H123ZM184 202V201H183ZM188 202V201H187ZM190 202V201H189ZM194 202H196L195 201V199H194V201H193V204H194ZM241 203H242V205L244 204V202H242V201H240ZM253 202V203H254ZM258 202V201H257ZM263 202V201H262ZM262 202H260L261 204H262ZM197 204V206L198 207H200L198 204V201L196 202ZM215 203V202H214ZM220 203H222V202H220ZM220 203H217L218 205L220 204ZM227 203L228 202H226V205H227ZM237 205H236V204ZM239 203V202H238ZM246 203V202H245ZM249 203V205H250V202H248ZM256 203V202H255ZM259 203V204H260ZM8 204V205H7ZM105 204V205H106ZM134 204V203H133ZM247 204V203H246ZM256 205V204H254V205H256L257 207H256V209L258 208L259 209V207H261L262 206V208H264V202H263V204L262 205ZM84 205V206H83ZM95 205V206H94ZM105 205H104V208L106 209L107 208V206L105 207ZM146 205V204H145ZM188 205H189V203H188ZM187 205V206H188ZM195 205V207H197ZM211 205V204H210ZM209 205V207L208 208H210L211 206ZM214 205V204H213ZM216 205V204H215ZM240 206H238V207H241V204H239ZM248 205V204H247ZM103 206V205H102ZM139 206V205H138ZM180 206V205H179ZM227 206V207H228ZM245 205H243V207H244ZM94 207L96 208V209H94ZM146 207V206H145ZM194 207V206H193ZM197 207V208H198ZM222 208V206L221 205H219L218 206V208ZM252 207H253V205H252ZM84 208V209H83ZM85 208H86V212L84 211L85 210ZM100 208H102V207H100ZM103 208V209H104ZM108 208H110V207H108ZM107 208V209H108ZM152 208V207H151ZM182 208H183V204H182ZM196 208V209H197ZM230 208H232V206L230 207ZM230 208H229V210H230ZM237 208V207H236ZM242 208V207H241ZM246 208V207H245ZM104 209V210H105ZM141 209V208H140ZM173 209V208H172ZM190 209V208H189ZM193 209H195V208H191L190 210H193ZM199 209H202V208H199ZM199 209H198V211H199ZM212 209V208H211ZM98 211V213H97V211ZM133 210V209H132ZM132 210H130V211H132ZM146 210V209H145ZM177 210H178V208H177ZM209 210V209H208ZM214 210H216V209H214ZM213 210V211H214ZM218 210H220V211H222L221 209H218ZM217 210V211H218ZM238 210V209H237ZM244 210V209H243ZM247 210V209H246ZM249 210V209H248ZM255 210V208L253 209V211ZM263 210V209H262ZM96 211V212H95ZM108 211H111V213L110 212H108ZM173 211V210H172ZM171 211V213H169V215L171 214H173V212ZM181 211H183V210H181ZM181 211L179 212V213H181ZM197 211V212H198ZM217 211H215V213L217 212ZM223 211H225L224 209H223ZM256 211V210H255ZM259 211V210H258ZM257 211V212H258ZM94 212L96 213V214H98V217L96 216V215H94ZM108 212V213H107ZM115 212V211H114ZM197 212H195L196 214H198ZM200 212V214H203V213H201V211H199ZM232 212H233V210H232ZM242 212V211H241ZM244 212H245V210H244ZM243 212V213H244ZM252 212V211H251ZM257 212H255V214L257 213ZM262 212V211H261ZM106 213L109 215H107L108 217H109V219H110V217L112 216V214H113V212H112V210H106ZM105 213V214H106ZM209 213V212H208ZM214 213V214H215ZM220 213H222V212H220ZM220 213H219V215H220ZM234 213V212H233ZM235 213H237V212H235ZM234 213V214H235ZM238 213H239V211H238ZM248 213V212H247ZM260 213V212H259ZM93 214V215H92ZM104 214V213H103ZM175 214V213H174ZM174 214H173V218L174 217H176V216H174ZM200 214L198 215V217H199V219H201L200 217ZM206 215H207V213H205ZM210 214V213H209ZM218 214V213H217ZM216 214V215H217ZM223 214V213H222ZM263 214V215H262ZM262 214H260V217H261V219H262V217H263V219H262V221H261V223L262 222H264V213H262ZM111 215V216H110ZM123 215V214H122ZM168 215V216H169ZM171 215H170V217H171ZM218 215V216H219ZM238 215V214H237ZM246 215V214H245ZM245 215L244 216H242L243 218H245ZM250 215V214H249ZM248 215V216H249ZM252 215H254V212H253V214ZM93 216H95V217H97V219L99 220V221H97V219H95V217L93 218ZM106 216V217H107ZM113 216L111 217L112 218V220H113ZM168 216H166V217H168ZM177 216H179V214L177 215ZM197 216V215H196ZM209 216V215H208ZM207 216V217H208ZM225 216V215H224ZM223 216V217H224ZM226 216H227V214H226ZM247 216V215H246ZM255 216V215H254ZM259 216V215H258ZM105 217V215H103L102 216V218L101 219H103ZM169 217V218H170ZM206 217V218H207ZM216 216L214 215V218H215ZM220 217H221V215H220ZM222 217V218H223ZM250 217H252L251 215H250ZM257 217V216H256ZM127 218V217H126ZM168 218V219H169ZM172 218V219H173ZM181 218V217H180ZM203 218V217H202ZM204 218H205V216H204ZM203 218V219H204ZM205 218V219H206ZM213 217H212V219H214ZM242 218V219H243ZM254 218L255 217H253V221H254ZM106 219L107 218H104L103 220H102V222H105L106 221ZM109 219H107L108 221H110V222H112V220H109ZM167 219V218H166ZM165 219V220H166ZM167 219V220H168ZM203 220V222L202 221H198V219H194L193 220V222H192V225H193V223L195 224L194 226L196 227V229H197V232H195L194 231V228H192V230L194 231V232H192V234H194L193 236H187L186 234V232H185V234H182L181 232H183L181 229H174V232H173V235L171 236V237H169V239L166 241V242H168V246L169 247H167L166 249H165V251H160L159 250V248L160 247H158V248H156L157 250H159L160 251V253H167V251L166 250H168V248H169V251L168 252H170L171 253V251H172V249L171 248H173V247H171V246H173V244H176V245H179L180 246V250H179V252L183 255V254H186L187 252H184L185 250L184 249H188V248H193V249H195L196 251H194L193 249H192V252H194V254L196 253V256L198 257H200V254H202L203 252H202V250H203V247H204V250H205V244H206V246H207V244H210V246L213 248H211L210 250H213L214 251V253L215 254H217V252H220V251H222V252H225V250H227L226 249V247L228 246V248H230L229 246H231V245H233V243L231 244V242H242V243H244L243 245H245V242L246 243H248L249 242V244H248V246H249V248H250V246H251V243L253 244V241L251 240V242H250V237H249V235L250 236H252L251 234H250V232H247L245 235H243V234H235V235H233V236H224L225 234H221L220 232H222V230H223V228L222 227H224V226H221V221L220 222H218L219 223V226L221 227H219L218 228V226L217 225H215V223H214V225L212 224V223H209L208 224V221L209 222H213V221H211V220ZM208 219V218H207ZM209 219H210V217H209ZM232 219H234L235 220V217L234 218H232ZM239 219V218H238ZM241 219V220H242ZM247 219V218H246ZM260 219V218H259ZM176 220V219H175ZM184 220V219H183ZM190 220V219H189ZM202 220V219H201ZM220 220V219H219ZM225 220H226V217L224 218V221H222L223 223L225 222ZM228 221L230 220V219H227ZM250 220H251V218H250ZM249 220V221H250ZM123 221V220H122ZM170 221H171V219H170ZM173 221V220H172ZM177 221H179V219L177 220ZM176 221V222H177ZM235 221H238V220H235ZM242 221H244V219L242 220ZM241 221V222H242ZM252 221V222H253ZM256 221V220H255ZM260 221V220H259ZM257 222V223H259V224H257V225H259L260 226V222ZM101 222V223H102ZM166 222V221H165ZM176 222H174V224L176 223ZM181 222V221H180ZM205 222H207V223H205ZM214 222H216L215 221V219H214ZM216 222V223H217ZM120 224H121V221L119 222ZM125 223H127V221L125 222ZM169 223V222H168ZM172 223V222H171ZM217 223V224H218ZM232 223V222H231ZM245 223V222H244ZM105 224V223H104ZM166 224V223H165ZM180 224V223H179ZM189 224V223H188ZM229 224H230V222H229ZM248 224H252V225H248ZM248 224H246V227H247V225L248 226H250L251 228H253L254 226H253V223H251V222H249ZM114 225L116 226L115 228H113L114 227ZM123 225V224H122ZM176 225V224H175ZM189 225H191V224H189ZM188 225V226H189ZM192 225H191V227H192ZM236 225V224H235ZM124 226V225H123ZM170 225H168V227H169ZM237 226H238V224H237ZM237 226H234V227H237ZM259 226H256L255 225V227H259ZM79 227V229H77ZM108 227V226H107ZM121 227V226H120ZM120 227L118 226V228H119V231L117 232V234H119V232L120 231H122V230H120ZM167 227V226H166ZM179 227V226H178ZM184 227H186V226H184ZM241 227H242V225H241ZM240 227V228H241ZM263 227H264V224H263ZM105 228V229H104ZM122 228V227H121ZM170 228V227H169ZM188 228V227H187ZM251 228H250V230L249 231H251ZM259 228H261V229H263L264 230V228H262V224H261V226L259 227ZM113 229V231L114 232H112L111 233V231L110 230H112ZM195 229V230H196ZM219 229V230H218ZM249 229V228H248ZM247 229V230H248ZM255 229V228H254ZM69 230V229H68ZM118 230V229H117ZM116 230V231H117ZM167 229H165L164 231H166ZM188 230H190V229H188ZM216 230H218L219 231V233L221 234L220 235V237H219V233H217L218 234V239L214 236V234H216ZM221 230V231H220ZM226 230V229H225ZM225 230H223V231H225ZM235 230V229H234ZM256 230H258V228H256ZM170 231V230H169ZM168 231V232H169ZM186 231V230H185ZM227 231V230H226ZM240 231H243L244 233H245V230L243 229V230H241L240 229ZM69 232V231H68ZM103 232H105V231H103ZM123 232V231H122ZM122 232H120V235H121V233ZM187 232H189V231H187ZM212 233V235L214 236V238H212L213 236L212 235H210L211 233ZM237 232V231H236ZM239 232V231H238ZM251 232H254V231H251ZM256 232H258V231H256ZM63 235V236H61V234ZM70 233V232H69ZM71 233H74V232H72L71 231ZM71 233H70V235H71ZM167 233V232H166ZM190 233V232H189ZM210 233V234H209ZM222 233H224V232H222ZM226 233V232H225ZM240 233V232H239ZM248 233H249V235H248ZM79 234H77L78 236H79ZM86 234H88V235H86ZM165 234V233H164ZM260 234V233H259ZM69 235V236H70ZM74 235V234H73ZM72 235V236H73ZM159 235H160V233H159ZM163 235V234H162ZM262 235H264V232H263V234ZM59 236H60V238H59ZM71 236V240H70V242L72 241V237ZM76 236V235H75ZM77 236V237H78ZM85 236H84V238H85ZM105 236V235H104ZM109 236V235H108ZM76 237V238H77ZM58 238V239H57ZM67 238H68V235H67ZM80 238V239H81ZM123 238V237H122ZM128 238V237H127ZM157 238H159L160 239V237L159 236H157ZM164 238V237H163ZM261 238H262V236L260 237L259 235H257L256 236V239L254 240V242H260L261 241ZM73 239H75V238H73ZM78 239V238H77ZM87 239V238H86ZM85 239V240H86ZM124 239V238H123ZM121 240V241H125V240ZM129 239V238H128ZM166 239V238H165ZM253 239V238H252ZM88 240V241H89ZM112 240H113V238H112ZM130 240V239H129ZM164 240V239H163ZM163 240H161V241H163ZM204 240H208V242H204ZM222 240H224V242H225V248H220V249H218L217 247H218V245H220L219 247H221V245L222 244H224V243H222L223 241ZM263 240V239H262ZM63 241V240H62ZM79 241V240H78ZM115 241V242H116ZM128 241V240H127ZM216 241H218V242H216ZM57 242V243H56ZM63 242H67V241H63ZM73 242V241H72ZM74 242H77V241H74ZM82 242H85V241H83L82 240ZM86 242H87V240H86ZM108 242H110L111 244V247H109V245H108ZM119 242V241H118ZM154 242H157V241H154ZM230 242V243H229ZM263 242H264V240H263ZM54 243H56V244H54ZM88 243V242H87ZM162 244H163V242H161ZM54 244V245H53ZM89 244V243H88ZM92 244L90 243V245L92 246ZM115 244V243H114ZM217 244V246H216V248H215V245ZM255 244V243H254ZM75 245V246H74ZM202 245H204V246H202ZM227 245V246H226ZM72 246H74L73 248H74V252H76L75 250H76V244H72ZM159 246H161L162 247V245L161 244H159ZM238 246H241V245H238ZM202 247V248H201ZM233 246H231V248H232ZM244 247H246V246H244ZM72 248V249H73ZM88 248H89V245H88ZM235 248V247H234ZM234 248H232V249H234ZM239 248V247H238ZM238 248H237V251L236 250H230V251H226L225 253H231L232 255L234 254V253H237L238 251H241L240 250V248H239V250H238ZM260 248V247H259ZM155 249V250H156ZM161 249V248H160ZM175 249V248H174ZM88 250V251H89ZM113 251H115V249H112ZM154 250V249H153ZM154 250V251H155ZM244 250V252H245V249H243ZM250 250H251V248H250ZM54 251V252H53ZM63 251V250H62ZM68 251V252H67ZM73 251V250H72ZM158 251V252H159ZM174 252H175V250H173ZM173 251H172V253H173ZM201 251V252H200ZM249 251V250H248ZM58 252H60V249H59V251ZM64 252V254H65V256H66V254H68V256H66V257H68L67 258V260L69 259H72L73 258V256H72V254H73V252H71V251H69V250H65V251H63ZM63 252H60V253H62L63 254ZM65 252H67V253H65ZM71 252V253H70ZM77 252H78V250H77ZM76 252V253H77ZM197 252H198V255H197ZM259 252V249H258V251H257V253ZM152 253H153V251H152ZM170 253H169V257H168V253H167V257H166V254H164V256L166 257H164L165 259H171L172 260V258L173 257H175V259L177 260V256H178V253H174V255H173V257H172V254H171V256H170ZM213 253V254H214ZM247 253H250V252H247ZM262 253H263V251H262ZM64 254H63V256H64ZM70 254H71V256H70ZM112 254H113V252H112ZM112 254H110L108 257H110ZM211 254V253H210ZM255 254V253H254ZM261 254V253H260ZM84 256V258H85V255L84 254H81L80 256ZM87 255V254H86ZM177 255V256H176ZM180 255L179 257L181 258V259H187V255ZM207 253L206 254H204V255H201L202 257L204 256V258H206L207 256ZM209 255V254H208ZM250 255H251V253H250ZM264 255V254H263ZM64 256V257H65ZM69 256L71 257V258H69ZM78 256H79V252H78ZM93 255H91V257L90 256H86V258L84 259L83 257L81 258V259H83V261H86L84 264H93L92 262L94 261L95 262V264H97L98 262L101 264L102 263V261H97V263H96V261L95 260H93L92 261V258H94V256L92 257ZM184 256H185V258H184ZM231 256V255H230ZM53 257V256H52ZM63 257V258H64ZM157 257V256H156ZM170 257H172V258H170ZM254 257V256H253ZM259 257V256H258ZM153 258H154V256H153ZM189 258V257H188ZM212 258V257H211ZM98 259V260H99ZM175 259H174V263H172V264H175V262H177L178 263V261H175ZM180 259V260H181ZM185 259V260H186ZM198 259V258H197ZM210 259V258H209ZM215 259V258H214ZM260 259V258H259ZM264 259V258H263ZM65 260H66V258H65ZM69 260H68V264H70L69 263ZM179 260V259H178ZM199 260H201L200 261V263L203 261L204 262V260H202V258L201 259H199ZM198 260V261H199ZM253 260H254V263H255V258H253ZM256 260H257V257H256ZM48 261H46V262H48ZM71 261V260H70ZM163 261H165V260H163ZM264 261V260H263ZM50 262H48L49 264H50ZM79 262L81 263L82 261L80 260V258H79ZM161 262V261H160ZM172 262V261H171ZM180 262H182V261H180ZM205 262H206V259H205ZM98 263V264H99ZM169 263V262H168ZM176 263V264H177ZM199 263V262H198ZM253 263V264H254ZM171 264V263H170ZM179 264V263H178ZM182 264V263H181ZM261 264H264V262L263 263H261Z\"/></svg>","mask_w":264,"mask_h":264},{"label":"clouds","instance_id":"9594fccd","mask_svg":"<svg viewBox=\"0 0 264 264\" xmlns=\"http://www.w3.org/2000/svg\"><path fill=\"white\" fill-rule=\"evenodd\" d=\"M9 264H41L39 247L32 248L27 252L13 249Z\"/></svg>","mask_w":264,"mask_h":264}]
</instances>
